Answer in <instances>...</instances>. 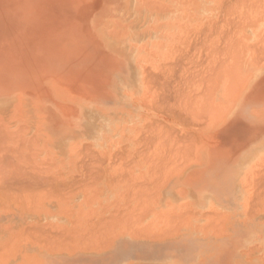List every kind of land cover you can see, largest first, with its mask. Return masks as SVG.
<instances>
[{"label": "rangeland", "instance_id": "1", "mask_svg": "<svg viewBox=\"0 0 264 264\" xmlns=\"http://www.w3.org/2000/svg\"><path fill=\"white\" fill-rule=\"evenodd\" d=\"M155 1H156V4L154 3ZM155 1L153 0V3L155 4V6L159 5L160 7H162L165 5V6H168L167 7L168 9L164 6V8L160 9L161 11L156 10L157 8H160V7L159 6L158 7L156 6L157 8L154 7V4L152 3L151 0H146V2L148 3H144V0H0V118H1L0 124L4 126L3 128H1V130L6 128L5 131L8 130V132L11 133L10 134L7 132L5 134L4 130H2L1 132V134H5L6 136L8 134V136L6 137L5 135H2V136H5V138L3 137L4 139H7L5 140L4 143L6 142L7 143L4 144L2 141L3 143L2 145L0 142L1 144L0 150L4 148L2 146H5V148L3 149L4 155L1 152H0V155L5 156V157L8 155L9 159L6 157L7 159L6 160L5 157L1 156V161L3 158V163L0 161V165L2 163L3 165L6 164V167H8L9 166L8 162L10 163L11 161L12 162L11 164L14 163V161L16 160V157L19 156L17 155L19 151H16L15 149H12V148L13 147L16 148L17 146V149L21 150L19 153L21 156L17 158L18 159L24 158L23 160H25L26 156L27 158L31 156V158L29 159L30 162H28L29 160L27 158L26 160L28 161L26 160L25 161L28 162V164L26 163L24 164L23 160H22L23 164L22 162L16 160L18 161V163L20 162L19 164L14 163L15 165H18V166L16 167L14 166V164L13 165L10 164L9 168L13 170L11 168L12 166H14V169L18 168L19 166L21 167V169L23 167L24 170L26 171L28 170L29 172L27 171L25 173L24 170L22 171L20 168H18L17 170L18 174L24 172L25 174H29L30 176L32 175L35 177V175L31 173H34V174L36 173L37 176L35 178L37 180L39 178H42V180L44 181L42 183L48 182L47 180H50V182L45 184V185H48V187L42 183H41L42 185L39 184L41 187L43 186L45 187V189H43L44 188L43 187L42 188L43 190H41L40 189L41 187L38 186V183L41 182V180L39 179V182L36 185L35 181L37 180L34 179L33 177H30L32 178L30 179L31 181L34 180L32 181L34 184L31 182L34 185L33 188H31L32 190L31 191L29 190L30 187H27L28 185H31L29 183L30 180L28 181L25 178L24 184L26 188H28V192L30 193L28 197L26 196L29 193H27V189L24 188V184H22V186H20L21 184L20 185L18 184L17 186V187L19 186L22 187V189H20V191L23 192L22 194L21 192L18 191L19 189L16 188V186L12 187L11 188L12 190H14L15 192L18 191V193L23 195L22 196L24 197L23 201L17 199L18 196L16 195H20L17 192L15 195L16 198L14 195L12 196V194H14L12 192H7L4 194L6 196L7 194L8 196H10L9 193H11L12 197L11 196L7 197L6 200H5V197L0 196V208L2 207L0 209V251H1L0 252V255H1L0 264L1 263L2 264H17V263L18 264H21V263L22 264L24 263L25 264H35V263L36 264H132V261L130 260H128V262H124L120 260L121 258H125V260H127L126 258L127 255L119 256V257L117 256L116 249L122 247L119 244L121 245L123 244V242L120 243V241L123 238H128L130 234L131 235L133 234V232L134 234H138L139 232H141L139 233V235H141V234H144L143 231H145L146 233L150 231L149 235L151 236V232L152 234L158 233L157 231L161 233V230L163 228L164 229L162 231L164 232V230L167 228L168 230L167 232L169 233L170 231L171 236L166 237L165 234H167V232H165L164 233L165 237L162 235V237L164 238L159 237L156 239L159 240L161 238L160 240L168 241V245H167V249H169L167 250L168 254H173V255L180 254V255H183L185 259H191L194 256L195 257L198 256L199 258H197L196 260L189 261L191 264H264V257H263L264 250L263 251H261L260 249H259L260 251L252 250L251 248L247 247V243H245L248 228L252 226H254V228L259 232V234L257 235L258 236L257 238L260 239L259 241H264V202H263L264 196H262L263 191H264V186H263L264 185V177H263L264 158L260 159L255 164L251 165L250 167L248 166L246 168L245 173L243 174L241 173V175L243 176V180H244L241 183V186L243 188V196L241 197V199L237 197L238 202H236L235 199L232 198V196H234L235 194L232 193L230 186H229L230 180L232 178L238 177V181H239L240 172L237 171L239 165H238V162H236V157L232 156L231 159L222 160V159H217V156L211 159L208 158L207 156V152H208L207 147H209L210 145L219 143L223 140L236 141V139L241 138L242 140L247 141L248 149H249L253 141L261 140L264 138V108H258L256 112L253 111L254 116L248 117L247 119L246 118L243 119V120L248 121L249 123L248 127H245L244 125H234L232 122L235 119L231 117L233 111L236 110L241 104H243L240 102L243 95L245 94L264 95V38H262L264 37V15H263L264 14L263 12L264 11V2H263L264 0L262 1L256 0V2L255 0H253V2L252 0H248V1H245V0H238V1H235V0H185V2H183L184 0H155ZM239 1H240V4H238V6L240 5L239 6L240 8L236 6L237 2L239 3ZM241 1L242 2L245 1L247 2V4L245 3V5H243ZM250 1L252 3L249 5ZM257 1L259 4H257ZM158 2H160V4ZM161 3L163 4L162 6H161ZM253 3H255V5ZM148 4L149 5L151 4L153 8L151 6H148ZM225 4L227 5V8ZM233 4H235L236 7H234ZM231 5L233 6L231 7ZM244 6H245V9L243 8ZM234 8H236L237 10ZM223 9L225 10L224 12H222ZM231 10H233L234 12ZM219 11H221V13H219ZM226 13L231 16H226L227 15ZM244 15L245 17H247L246 24L244 22V20L246 21V19L244 18ZM255 16H260V17L258 19V17H255ZM228 17L229 19L232 18L231 21L227 19ZM220 18L222 19V22ZM225 18L227 19L226 21H225ZM238 18H240V21L238 20ZM213 19L216 20L217 22L214 21ZM209 20L210 21L213 20L211 22L214 25V27L211 24V22L209 23ZM228 20L230 21V23H227ZM204 21H206L207 23L205 22L206 23L205 24ZM249 21L250 22L252 21L251 24L249 23ZM232 24L233 25L235 24V26L233 27ZM200 26H202V28L204 29L206 26V29L204 30L200 28ZM208 26L212 28H216V27L217 28L208 29L207 28ZM216 30H219V31L216 32ZM222 30L224 32H222ZM205 31H206V35L208 33L207 36L204 34ZM211 31H213L214 33ZM220 31L222 33H220ZM209 34H211L213 37ZM183 35L185 37L187 36L188 38L187 37L185 38ZM220 36L223 37V40H222V37ZM225 37H227L228 40L227 38L225 39ZM259 38L261 39L262 43L260 42ZM185 39L187 41L189 40L188 41L189 43ZM198 39H200L201 41H199ZM217 39H218V42H216ZM182 40H184L183 42L185 41L186 42L182 44ZM242 41L244 42L243 44H241ZM190 42H193L195 46H193L192 43L190 44ZM216 43L218 44L216 45ZM221 43L223 44L221 45ZM225 43L226 44L229 43L228 44L229 46L226 45ZM185 44L188 46L189 50L191 48L192 50H196V51L190 50V52L192 51L190 54ZM209 44H210V47H209ZM141 45L144 47H141ZM174 45H177V47ZM196 45H198L199 48ZM219 46L221 47V49L219 48ZM179 47L180 49H178ZM200 47H201V50H200ZM182 48L185 51V53L183 50H181ZM178 50H181V51L179 52ZM207 50L209 53L207 52ZM236 50L239 52L237 53ZM214 51H215V54H213ZM221 51H223L222 52L223 55L221 54ZM150 52L151 53L153 52L152 53L153 55H151ZM180 53H182V55ZM185 54H189L190 57ZM227 55L229 56V58H227L228 57ZM178 56L179 58H177ZM252 56L254 57V59H252ZM260 56H262L263 59H261L262 57ZM224 57H226V59ZM182 58L184 59V61ZM170 60H171L170 64L167 63V61L169 62ZM181 61H183L184 63L183 65ZM222 61H227V62L223 63ZM235 61L238 64H236ZM253 62L255 64H253ZM160 63L164 65L161 64L162 66L160 67L159 65ZM240 63H242V66L240 65ZM177 64L178 66H176ZM193 64L196 69L192 67ZM197 64H199V66ZM218 64H219V67H218ZM239 65L241 66V68L239 67ZM208 67L211 69H209ZM168 68L169 70H165ZM146 69L148 70L149 73L146 72L147 71ZM201 69H203V72H202L203 74H201ZM169 71L171 72L169 73ZM213 71L216 73H214ZM221 71L222 73H220ZM136 72H139V73H136ZM224 72H227V73H224ZM145 73H147V81L149 79L148 82L150 83L144 80L146 76ZM176 73L178 74V77H176L177 76ZM165 74H167L168 76H166ZM186 74H187V77H186ZM192 74L193 75L196 74L197 76L194 75L193 77ZM212 74L214 75L212 76ZM180 75L183 76L181 77V79H180ZM171 76H175L174 79L173 77L171 78ZM160 77H162L163 79L161 78V80H159L158 78ZM167 77L170 79H168ZM189 78H192L193 80ZM172 79H173V82H172L173 84L171 83ZM175 79H178L179 82L178 80L176 81ZM187 79L189 81H186ZM174 80L176 81L175 83H174ZM205 80L207 81V84L209 86L205 83ZM217 80H218V83H217ZM156 82L158 83L157 85L154 84ZM177 82L181 84L179 85ZM209 82L211 85L209 84ZM176 83L179 86L176 85ZM185 83L188 85H185ZM174 84L178 86L179 88L176 87ZM163 85H164V88H163ZM152 86H156V87L152 88ZM184 87L187 89H185ZM172 88L174 90H172ZM189 88H191L190 89L191 91L188 90ZM178 89H181V90H178ZM180 91H183L185 93L180 92ZM144 92L147 93L148 95L146 94L144 96ZM163 92L164 94H162ZM186 92H187V95H186ZM200 95H202V97ZM176 96L180 99H178ZM147 101L149 103H147ZM189 101L194 103L193 104L194 106H192V104H190L191 102ZM210 102H213V103H210ZM158 103L161 104L160 107ZM162 103L164 106L162 105ZM195 103H197L198 105ZM201 103L204 105H202ZM180 104L182 105L181 106L182 109H180ZM247 104H254V103L248 102ZM168 105H169V108L167 107ZM187 105L190 107H188ZM157 106L160 109L157 108ZM183 107L185 108L184 111H183L184 109ZM194 107H197V108L195 109ZM164 108L166 111L164 110ZM172 108H173L172 110L173 112L171 111ZM219 110L221 113L219 112ZM169 111H170V114H169ZM185 111L187 112V115ZM189 111L191 113H189ZM193 111L196 114H194ZM222 111H223V114H222ZM171 112L173 113L172 114L173 116H171ZM198 113L201 114L200 117ZM167 115L170 117H167ZM174 115L177 119L174 117ZM181 115H182L183 120L180 117ZM193 115L195 116V118L193 117ZM188 116L190 117L191 122L188 119ZM151 119H153L154 121ZM179 119L182 121L178 122ZM159 120L160 122H158ZM184 121H185V124H183ZM194 121H197V122H194ZM152 122L153 124H156V126H158L159 128L151 124ZM202 123L203 125L201 126ZM167 124L169 127L167 126ZM147 127H148V130H146ZM164 127H166L165 128L166 130L162 129ZM170 127H173V129L172 128L167 129ZM198 127L200 128L198 129ZM18 129L19 130L22 129L23 132L19 131ZM167 130H170V131H167ZM175 130L177 131V133ZM14 131H18L19 134L16 132L17 133V136H16ZM162 131H163V134L161 133ZM165 131H167L166 134H165ZM167 133H168V136H167ZM174 133L177 135H175ZM19 135H20V138H23V145H24L23 149L24 147L25 149L28 147L26 150H23L22 148H20L22 147V143H20L22 139L19 138ZM161 135L165 137L162 139ZM2 136L0 135L1 138ZM31 136L33 137L34 140L37 139V141L38 140L39 141L37 142L35 140L34 142L33 140L32 142ZM138 136H141V138L140 137L138 138ZM144 136H146L147 138ZM148 136H152L153 139L151 140L152 137L150 138ZM198 138L200 139L198 140ZM28 139H29V142L31 141L32 144L29 142H26L28 141ZM140 140H142V142ZM155 140H156V143H155ZM138 142H141V143L138 144ZM164 142H166L167 144L164 145ZM18 143H20V146L17 145ZM85 145H89L88 147L90 149ZM187 145H188V148H186ZM6 146L8 149H9V146H12V148H10L12 150L10 149L8 150ZM143 146H145L143 149L147 151L146 154H145L146 151L141 149ZM167 147L168 148L170 147L173 153H171V151L168 153V151L171 149L170 148L168 149ZM122 148L124 150L126 149V154H124L123 152L124 150ZM136 148L138 149L140 148V150H137ZM176 148L178 149L176 150ZM135 149L138 153L135 151ZM90 150L91 151L93 150L92 151L93 153L90 152ZM4 151H6V153ZM10 151L11 153H13V155L9 153ZM88 151H89V154H87ZM95 151H96V154L94 153ZM116 151H119V152H117L116 154ZM187 151L189 155L191 154V156L193 157H195V155H192L193 151H194V154H196L197 152L195 159L190 156L192 158L191 159ZM14 152H18V153H14ZM21 152L23 155L21 154ZM79 152H81L83 155ZM181 152H183V154ZM213 152L218 153L219 150H215ZM98 153L100 155H98ZM114 153L116 154V156L114 155ZM136 153L138 155L139 154H142V155L137 156L135 155ZM177 153L178 155L176 157ZM185 153L187 154L186 156L184 155ZM9 154L12 155L13 158ZM164 154L165 156L167 155L166 156L167 159L165 158ZM90 155L92 157H94V155H96L95 157H97L98 155L99 158H101L102 155L105 157L104 163H101L103 162V156H102V159L98 158L99 162L100 160H102L100 162L101 164L100 168L101 170L103 169L102 170L103 173L101 172V170H97L100 172L96 171V167L98 164L92 163V162H96L97 159L95 160V157H94L95 161L93 160V158L91 159L93 160L92 162H90L91 161L90 159H87L88 157L91 158ZM120 155L121 156L124 155V157H122L124 159H122ZM162 155L164 157H162ZM147 156H150V157L148 158ZM159 156L162 157L161 158L162 160L158 158ZM180 156H181V159H180ZM129 157L132 159L131 161L127 160V159H130ZM185 158H187V160L188 159H191V160L187 161ZM80 159L83 162L84 168H83V165ZM86 159L87 161H89L90 166L88 165L87 161H86L87 164L86 162L84 163ZM158 159L160 160V162L161 161L162 162L161 163L158 162L159 161ZM168 159L170 161L169 163H168ZM173 159L175 160V162ZM163 160L167 162H164ZM135 161L137 163H135ZM150 161L153 163H151ZM183 161H187L188 163L183 162ZM122 162L124 165L122 164ZM130 162H132L133 164ZM181 162H183V164H181ZM29 163L30 164L33 163L32 164L33 167L28 168ZM157 163H160L163 166L167 164L166 165L167 167L166 166L162 167L161 165L158 166L159 164ZM176 163H178V166ZM20 164H22L23 166ZM79 164H81L80 167L78 166ZM125 164L126 165L130 164L129 165L130 167L129 166L125 167L126 166ZM155 164H157L158 166L157 169L152 168L155 166ZM76 165L78 166V169ZM91 165H96V166H92L95 169L89 172L91 169ZM139 165L141 167H139ZM181 165H182V168H180ZM34 166L38 171L39 169L42 168L43 169L42 171H44L45 173L41 172V175H38L40 174L41 170L39 171V173H37V170H35ZM37 166H39V168ZM148 166L149 167L151 166L150 169L152 171L148 169ZM26 167L28 169H26ZM131 167L132 169H130ZM85 168L87 170H85ZM98 168L99 167H97V169ZM118 168L121 171L117 170ZM154 168H156V166ZM172 168H175L173 172H172L173 170ZM179 168L181 171L179 170ZM124 169L126 170V172L124 171ZM159 169H161L162 173H160L161 171ZM1 170L3 171V173ZM1 170H0V173L3 175L5 170L3 169ZM32 170H34L35 172ZM106 170L109 172H107ZM149 170L150 172L148 173ZM258 170H259V174H258ZM14 171H13L12 177L16 176V179L12 180L11 178L13 182H11V180L9 179L10 180L9 182H11L10 186L11 185L14 186L13 183L17 185V183L19 182L21 183L23 180L22 175H21L22 180H18L17 175H14L15 173ZM47 171H49L48 173H50V175L46 173ZM86 171L90 174H94V172H97L95 173L96 176L98 174L99 175L102 174V176L101 178L97 176L99 177L98 178L99 181L97 177H95V179H97L96 180L97 182L96 181L93 182L90 178L92 177V175H90L89 178L92 181L91 182L89 179L88 180L85 179V174L87 173ZM127 171H130V173ZM143 171H144V174H143ZM153 171H156L157 175L161 176V178H159L160 176H158L160 180H163L164 173H167L164 176L167 179L169 177L168 175L171 176L168 180L164 178L163 181H164V185L166 184L165 186L162 184L163 181L160 182L159 185L157 184L159 181L158 182L156 181L158 178L155 172L152 175ZM167 171H169V173L172 172L174 175L169 174ZM122 172H124V174H128L126 176H130V174L132 173L130 180H128L129 177H126L125 175H124L125 178H123ZM112 173L113 175H111ZM2 175L0 176V180L1 178H3ZM10 175L8 176L10 177ZM76 175H77V179L79 177L80 179L84 180V184L86 186L85 188H84V184L82 180L74 179V176L76 178ZM136 175L138 176L137 178H136ZM154 175L156 176V180L153 179ZM261 175H262V178H261ZM49 176H51V178ZM114 176L116 177V179H114L115 178ZM140 176L142 178H140ZM27 177L29 176L27 175ZM118 177H121V178H118ZM43 178L44 179L47 178L45 179L46 181ZM106 178L108 179L107 183L109 182L108 183L109 186H107L108 184L106 183ZM131 178H134L135 181H133V179ZM257 178L258 179L260 178V179L258 180ZM92 179L94 180V177H92ZM111 179H113V182L114 181L115 182L113 183ZM120 179L121 180L124 179L125 183L127 182V184H130L132 187L130 185L128 187V185L122 182ZM175 179H180L181 182L183 183L182 184L183 187L181 188L183 196L181 198L180 208L178 210L176 209V212L172 210H168L167 213L157 212L159 211V209H156V208H158L160 205V201H159L160 192L162 191L164 187L169 186ZM75 180H77V182L78 181L80 182L82 181V182L77 183ZM147 180H148V183H147ZM3 181H5L3 182L4 184L0 186H2L1 188H3V192H4V188H6L5 190L8 191L9 189L7 188H10L8 187L9 182L6 183L8 180L7 181L3 180ZM58 181L60 183L62 182V185L65 182L66 183L63 186H61V184L58 185L59 184L57 183ZM69 181L70 182L73 181L72 183L76 182L77 183L76 186L74 183V185H71L72 187H68L70 186V184H72ZM136 181L138 183L137 185H135ZM150 181H152L153 184ZM258 181H260L263 185L261 183L259 184ZM26 183L28 185H26ZM51 183L52 184L54 183V186L52 187V189L54 188L56 189V190L54 189V192H56L54 193V195L52 193L53 190L52 192L49 191L51 190V186H52ZM89 183H91V185ZM5 184H8V185H6L5 187L4 186ZM56 184L61 187H57ZM79 184H82L83 187L80 186ZM191 184L194 186V188H196L194 190V193H197V195H199L198 197H200L202 194H209V195L217 194L218 196H216V198L213 197V199L209 198L210 202L206 197H202L200 198V200L198 197L197 199L191 198L189 197L190 195L189 191H191ZM35 185L36 187L38 186L37 190L34 189ZM123 185H126V186L124 187ZM138 185L139 186L141 185V186L139 187ZM154 185H156L157 187L158 186L160 187L157 188ZM257 186L262 188V192H261V189ZM95 187L97 189L96 191L94 190ZM107 187H109L110 191L112 190L115 192L113 193L114 196L111 200V202H114L113 200H115L114 203L105 202L104 190H106ZM130 187L132 188V190L129 189ZM147 187H148L149 192H147L148 191ZM149 187L150 188L153 187L152 188L153 192L149 189ZM233 187H234V183H233ZM83 188L85 189V191H87L86 195H85L86 192L83 191ZM11 189L9 191H12ZM24 189L26 191H22ZM57 189L60 192L62 191V193L57 194L59 193L57 192L58 191ZM123 189L129 191V194L130 195L132 194V195L131 196L128 195L127 191L122 192L124 191ZM138 189H141L142 191L140 192V190ZM154 190L155 192H158V194L155 193ZM257 190H259L261 194ZM130 191H132L135 195ZM44 192H46L47 198L46 196H44L45 195ZM136 192L138 194H136ZM150 192H151V195L149 194ZM254 192H256V194ZM2 193H0V195H2ZM123 193L124 195L126 194V196H123ZM251 193H253L251 196H254L255 194V199L257 197L258 198L261 197L260 199H262V201L260 199H259L260 201L257 200L258 199L257 198L256 200H252V202H250L249 199L251 200L252 198L250 196ZM35 194H36V197L34 198L29 197V196L33 197ZM41 194H44V195H41ZM61 195H63L64 198ZM154 195H156V199L154 198ZM43 196L45 197V200ZM92 196H95L93 197L94 199L92 198ZM132 196H133V200H131ZM22 197L20 199H22ZM9 198H12V200L16 199L17 202L19 200L20 203L19 202L14 203L13 201L10 202L9 200L11 199ZM137 198H140V199H137ZM145 198L146 200H143ZM41 199L43 200V202ZM56 199H59V200H56ZM128 199H130L131 201ZM147 199L149 202L147 201ZM7 201H9L10 203H8ZM89 201H92V203H90ZM125 201L127 204L124 203ZM128 201H130V204ZM138 201L140 202V204L138 203ZM142 201H144L145 203L147 202V203L144 204V202ZM256 201H259V202L257 203ZM88 202L90 203V205L87 204ZM253 202L255 203V205L253 204ZM6 203H8V205H6ZM33 203H36V204H33ZM209 203L211 205L210 206L211 208H208ZM214 203L220 204L221 206L231 205V207H238V208H236V210H232L233 212H229V213H223V212L218 213L217 212V216H219L217 217L215 213L216 211L212 209L213 205H215ZM35 205L36 207H34ZM197 205H199L200 208L202 209H205V208L207 209L201 211L200 213H196L197 209L195 208L197 207ZM69 206H70L71 211L72 209L74 210L72 214H71L70 209H68ZM105 206H107L108 208L106 209ZM118 206H119V209H118ZM150 206L153 207V209L152 208L150 209ZM252 206L254 210H251ZM25 207L28 209V211L26 210ZM59 208L60 209L64 208L65 211L70 212V216L66 215L68 212L64 213V210L61 209L60 211ZM185 208H188V210L189 209L190 210L188 211ZM24 209L26 211H24ZM34 209L36 211L38 209L37 213ZM90 209H95L96 211L94 213H96L97 215L94 214L93 212L91 214L90 212L92 210ZM115 209H118V210L115 211ZM47 210H49L50 212H47ZM81 210L83 211L81 212ZM119 210L120 211L122 210L120 212V214L122 213L121 215L117 214L118 213L117 211ZM100 211L102 214L100 213ZM183 211L185 212L183 213V216L185 214L184 216L185 218L181 215L182 214L181 212ZM78 212H80L81 214L80 213L78 214ZM86 212L91 215L90 218ZM156 212L158 214V217H157ZM130 213L132 214V216ZM134 213H136L137 216ZM188 213L190 214V216L188 215ZM212 213L215 215H213ZM77 214L78 216L80 215V217H78ZM86 214L88 217L86 216L87 218L85 217V219L89 218L88 220L90 221L92 219L93 222L95 223V226L93 225L94 223L89 222L88 220H84L83 216H85ZM109 214L112 215L113 217L111 216L112 217L111 218ZM171 214H172V219H174L175 222L179 220L177 222L178 225L171 219V217L169 220H172L173 222H171L172 224H170L168 217ZM176 214L177 215L179 214L181 216L178 217L179 215L177 216ZM210 214L213 217L215 216V218L213 217L210 218L211 216ZM139 215L140 217H138ZM164 215L166 216L167 219L164 217ZM173 215H176V217H173ZM201 215H204L205 217ZM106 216H108V218L105 220L106 221L105 223L104 219L106 218ZM123 216L125 218H123ZM134 216H136V218ZM161 216L164 218L162 219ZM220 216L222 217L221 221H219ZM92 217H94V219ZM98 217L101 218V220H103L100 222V224L99 223L96 224V222H99ZM141 217L144 219L142 220ZM109 218L110 220L112 219L114 220L115 223L113 222L112 224L116 225L115 227L112 228L113 225L109 224L113 221V220L109 221L108 220ZM129 218L131 222L129 221ZM160 218L162 221L160 220ZM179 218L183 220L181 221V219ZM79 219L82 221L81 224L83 225V227H85L87 230L85 228H82L84 229V231L81 229ZM126 219L129 223H132V224H128V222H126ZM212 219L215 220L214 221L215 223H213L211 226V223L209 222L212 221ZM217 219L219 220L217 221ZM70 220L75 221V223L74 222L73 223L76 227L72 224V221ZM222 220L224 222H222ZM107 221H109V223ZM216 221L218 222V224L220 223V225H218L219 229H217L218 227L216 228L217 226ZM137 222L138 223L140 222V224L138 225ZM147 222L148 224L145 225ZM44 223L46 226H44ZM86 223H89L88 227H91V228H92V225L94 227L98 226L99 228H95L94 230L96 231V229H98L97 232L99 231L98 232L99 234L95 235V232L93 230L94 227L92 228L93 230L92 231L91 228L87 227ZM29 224L32 225L30 228L34 227L33 225H36L34 227L35 229L34 228L29 229L28 228ZM41 224H43V227H46L47 229L51 227V229H53L52 230L53 234L51 232L48 233L47 231L49 230H47L46 228H43L42 226L37 227V225H41ZM52 224H54V226ZM55 224H57L56 226L59 225L61 228L59 227L56 228ZM214 224H216V226ZM168 225H170V227H172L171 225H173V227L170 228L168 227ZM62 226H65L66 229L68 228V230H66L65 227H64V230H62L63 229ZM107 226H110V227L106 228ZM129 226H130V229L128 228ZM174 226H175V229H174ZM208 226L209 227L211 226L212 228H209ZM24 227L29 229V231H27V229L26 231H24L25 230ZM39 227L43 228L41 229L43 230V234L47 230L46 232L48 235H50V237L48 238L46 233H45V236L40 234V232L42 233V231L38 229ZM103 227L106 228V231H105V228L104 230H102ZM133 227L134 229L136 228L135 229L136 232L133 231L134 230ZM138 227L139 228L141 227L140 228L141 230H139ZM110 228L114 229L115 231L111 230ZM168 228H170L172 231ZM33 229H34V232H33ZM36 229H38V232L40 231L39 234L40 236H43V238L44 237L46 238L47 236L49 243L51 239L52 240L55 239L54 238L56 237L54 236L55 234H57V237H58V234L62 232L59 234V237L63 234L62 240L59 238L58 241L59 243L61 241H63L64 243L61 242L60 244H56L57 243V237H56V239L54 240L56 241L55 243L56 246H54L55 244L52 245V244L47 243L46 240H45V243L38 244L40 240L42 241V237L38 238V235H37L38 232L36 231ZM44 229L46 230L44 231ZM79 229L81 230L80 232H78ZM110 230L111 232H113V234L114 232H116V230H119L120 233L116 232V235L118 236H116L115 234L113 235L111 233L112 236L110 235L111 236L110 239H107V240L112 241V238L115 237L114 241H112L113 243H111L110 241L109 243L106 240L109 243L108 244L104 240L105 241L104 243L106 244L103 243V247L101 246L102 247L101 248L100 247L101 243L98 244V241L101 242L103 241V239L97 240L96 239L97 237L95 238L93 237V235L95 236L99 235V237L101 236L102 238L104 237V239H106V237L109 238V236L108 235L102 236V235L104 233H105L104 235H106L107 232H109ZM173 230L176 231L177 233L178 232L180 233L182 232V233L173 235L174 233L176 234V232H174ZM186 230L188 232H186ZM67 231H71L72 234L71 232H67ZM82 231L86 233V235L88 236L90 234L89 231H92L90 236L92 235L91 238L93 237V239L90 240V237H89V239L87 240L88 236L86 237V235H84ZM160 233H159V236L161 235ZM203 233L204 234L208 233V234L204 236ZM26 234H29L31 238L29 236H26ZM67 234H69L72 237L74 236L73 239L75 238V240L72 239L73 241L71 242V239L68 238L70 236H68ZM36 235L37 237H35ZM146 235L148 236V233L145 234V238H147ZM64 236H67V238L69 239L67 240L70 241V242L66 241V244L71 245L69 243H72L73 245H71V247L73 246L75 248H72L71 250L70 246H69L70 247L69 249L68 246L65 245L66 237ZM33 237L34 239L32 240ZM36 239L38 240V242L36 241L34 242V240ZM82 240L84 242H82ZM89 240L91 241V243L96 242L95 245L98 244L97 246H99L100 250L99 251L97 249L95 250V248L92 247V244L89 242ZM30 241L32 242V244ZM54 241H51V243H53ZM46 243H47V246L45 247ZM85 243L87 245H85ZM42 245H44V248ZM60 245L61 247H59ZM64 245H65V248L62 247ZM89 245L92 247V249H89L86 247ZM255 245L256 247L261 248L258 242ZM49 246L52 248L54 247L53 248L54 250H51L52 252L50 250H49L50 252H47V250L50 249ZM83 246L85 248H83ZM55 247H58V248L56 249ZM81 247L83 248V250ZM67 251L68 252L74 251V253H71V252L68 253ZM32 254L34 255L31 256ZM22 255L24 257L25 256H28V257L23 258ZM36 260H38V263Z\"/></svg>", "mask_w": 264, "mask_h": 264}, {"label": "bare ground", "instance_id": "2", "mask_svg": "<svg viewBox=\"0 0 264 264\" xmlns=\"http://www.w3.org/2000/svg\"><path fill=\"white\" fill-rule=\"evenodd\" d=\"M151 1H152V3H153V0H151ZM154 1H155V0H154ZM235 1H238V0H235ZM245 1H248V0H245ZM245 1H244V2L241 1V2L243 3V5H245V3L247 4V2H245ZM261 1H262V0H261ZM261 1H260V2H261ZM183 2H185V0H184ZM187 2H188V1H187ZM194 2H195V1H194ZM220 2H222V1H220ZM252 2H253V0H252ZM252 2L250 1L249 5H250ZM255 2H256V0H255ZM263 2H264V1H263ZM144 3H148V2H146V0H144ZM152 3H151V4H152ZM154 3L156 4V1H155ZM154 3H153V4H154ZM158 3L160 4V2H158ZM158 3H157V4H158ZM224 3H225V1H224ZM231 3H233V2H231ZM151 4H150V5L148 4V6H151ZM153 4H152V5H153ZM155 4H154V7H156V6L158 7V6H159V5H156V6H155ZM226 4H227V3H226ZM226 4H225V5H226ZM238 4H240V1H239V3L237 2V5H236V6H238ZM253 4L255 5V3H253ZM257 4H259L258 1H257ZM257 4H256V5H257ZM260 4H262V3H260ZM145 5H146V4H145ZM162 5H163V4L161 3V6H162ZM221 5H222V4H221ZM221 5H220V6H221ZM229 5H230V4H229ZM233 5H234V7H236L235 4H233ZM233 5H231V7H232ZM249 5H248V6H249ZM164 6H165V5H164ZM164 6H162V7L159 6L160 8H157V7H156V8H157L156 10L161 11L160 9H161V8H164ZM223 6H224V5H223ZM239 6H240V5H239ZM239 6H238V7H239ZM248 6H246V7H248ZM252 6H253V5H252ZM151 7H152V6H151ZM165 7L167 8L168 6H165ZM238 7H237V8H238ZM254 7H255V6H254ZM152 8H153V7H152ZM222 8H223V7H222ZM226 8H227V5H226ZM226 8H225V10H226ZM228 8H229V7H228ZM239 8H240V7H239ZM243 8L245 9V6H244ZM167 9H168V8H167ZM167 9H166V10H167ZM191 9H192V8H191ZM234 9H236V8H234ZM257 9H258V7H257ZM261 9H262V8H261ZM170 10H171V9H170ZM225 10L223 9V11H222V10H221V11L224 12ZM236 10H237V9H236ZM236 10H235V11H236ZM253 10H254V8H253ZM163 11H164V9H163ZM167 11H168V10H167ZM221 11H219V13H221ZM231 11H233V10H231ZM261 11H262V10H261ZM226 12H227V10H226ZM233 12H234V11H233ZM233 12H232V13H233ZM236 12H237V11H236ZM247 12H248V11H247ZM257 12H258V10H257ZM263 12H264V11H263ZM263 12H262V13H263ZM140 13H141V12H140ZM229 13H230V12H229ZM241 13H242V12H241ZM226 14H227V13H226ZM226 14H225V15H226ZM234 14H235V13H234ZM237 14H239V13H237ZM246 14H248V13H246ZM263 15H264V14H263ZM157 16H158V15H157ZM226 16H231V15H228V14H227ZM221 17H222V16H221ZM237 17H238V16H237ZM240 17H241V16H240ZM242 17H243V16H242ZM248 17H249V15H248ZM250 17H251V16H250ZM255 17H258V19H259L260 16H255ZM244 18L246 19V21L244 20V22H245V24H246V23H247V17H245V15H244ZM218 19H219V18H218ZM220 19H221V18H220ZM227 19H229V17H228ZM227 19L225 18V21H226ZM231 19H232V18H230L229 20L231 21ZM254 19H255V18H254ZM213 20H214V19H213ZM213 20H211V21H213ZM229 20L227 21V23H230ZM234 20H235V18H234ZM238 20L240 21V18H238ZM238 20H237V21H238ZM242 20H243V19H242ZM251 20H252V18H251ZM256 20H257V19H256ZM260 20H261V19H260ZM211 21L209 20V23H210ZM214 21H216V20H214ZM205 22H206V21H204V23H205ZM216 22H217V21H216ZM221 22H222V19H221ZM235 22H236V21H235ZM251 22H252V21H251ZM251 22L249 21L250 24H251ZM254 22H255V21H254ZM118 23H119V22H118ZM206 23H207V22H206ZM206 23H205V24H206ZM227 23H226V24H227ZM232 23H233V22H232ZM242 23H243V22H242ZM249 23H248V24H249ZM211 24H212V22H211ZM124 25H126V24H124ZM195 25H196V24H195ZM212 25H213V24H212ZM215 25H216V23H215ZM217 25H218V23H217ZM232 25H233V24H232ZM202 26H203V25H202ZM202 26H200V28H202ZM223 26H224V25H223ZM223 26H222V27H223ZM227 26H228V25H227ZM234 26H235V24L233 25V27H234ZM240 26H241V25H240ZM246 26H247V25H246ZM254 26H255V25H254ZM121 27H122V26H121ZM152 27H153V26H152ZM213 27H214V25H213ZM244 27H245V26H244ZM200 28H199V29H200ZM207 28L209 29V28H212V27H209V26H208ZM216 28H217V27H216ZM216 28H212V29H216ZM219 28H220V27H219ZM236 28H237V27H236ZM202 29H204V28H202ZM205 29H206V26H205ZM205 29H204V30H205ZM229 29H230V28H229ZM239 29H240V27H239ZM191 30H192V29H191ZM194 30H195V29H194ZM196 30H197V28H196ZM219 30H220V29H219ZM219 30H216V32H218ZM230 30H231V29H230ZM200 31H201V30H200ZM213 31H215V30H213ZM213 31H211V32H213ZM118 32H119V31H118ZM145 32H146V31H145ZM147 32H148V31H147ZM189 32H190V30H189ZM207 32H208V30H207ZM222 32H224V31L222 30ZM222 32L220 31V33H222ZM225 32H227V31H225ZM114 33H115V32H114ZM194 33H195V32H194ZM213 33H214V32H213ZM213 33H212V35H213ZM236 33H237V32H236ZM115 34H116V33H115ZM119 34H120V33H119ZM192 34H193V32H192ZM204 34L206 35V31H205ZM243 34H244V33H243ZM189 35H190V34H189ZM189 35H188V36H189ZM205 35H204V36H205ZM207 35H208V33H207ZM207 35H206V36H207ZM209 35H211V34H209ZM212 35H211V36H212ZM214 35H216V34H214ZM224 35H225V34H224ZM229 35H230V34H229ZM233 35H234V33H233ZM183 36H184V35H183ZM230 36H231V35H230ZM245 36H246V35H245ZM256 36H257V35H256ZM259 36H260V35H259ZM259 36H258V37H259ZM184 37H185V36H184ZM186 37H187V36H186ZM186 37H185V38H186ZM197 37H198V36H197ZM199 37H200V36H199ZM208 37H209V36H208ZM208 37H207V38H208ZM212 37H213V36H212ZM220 37H222V36H220ZM220 37H218V38H220ZM227 37H228V35H227ZM227 37H225V39H226ZM239 37H240V36H239ZM175 38H176V37H175ZM187 38H188V37H187ZM190 38H191V37H190ZM214 38H215V36H214ZM236 38H237V37H236ZM246 38H247V37H246ZM262 38H264V37H262ZM176 39H177V38H176ZM180 39H181V37H180ZM191 39H192V38H191ZM195 39H197V38H195ZM209 39H210V38H209ZM212 39H213V38H212ZM230 39H231V37H230ZM259 39H260V38H259ZM185 40H186V39H185ZM192 40H193V39H192ZM198 40L201 41L200 39H198ZM222 40H223V37H222ZM227 40H228V38H227ZM240 40H241V38H240ZM183 41H184V40H182V44H184L187 40H186L185 42H183ZM188 41H189V40H188ZM188 41H187V42H188ZM199 41H198V42H199ZM236 41H237V40H236ZM236 41H235V43H236ZM258 41H259V40H258ZM180 42H181V40H180ZM204 42H205V41H204ZM208 42H209V41H208ZM216 42H218V39H217ZM221 42H222V41H221ZM227 42H228V41H227ZM230 42H231V41H230ZM233 42H234V41H233ZM238 42H239V41H238ZM260 42H261V39H260ZM188 43H189V42H188ZM191 43H192L193 46H195V45L193 44V42H190V44H191ZM200 43H201V42H200ZM200 43H199V44H200ZM205 43H206V42H205ZM223 43H224V41H223ZM223 43H221V45H222ZM243 43H244V42L242 41L241 44H243ZM261 43H262V42H261ZM135 44H136V43H135ZM212 44H213V43H212ZM214 44H215V43H214ZM217 44H218V43H216V45H217ZM225 44H226V43H225ZM228 44H229V43H228ZM228 44H226V45H228ZM245 44H246V43H245ZM257 44H258V42H257ZM216 45H215V47H216ZM236 45H237V44H236ZM174 46L177 47V45H174ZM174 46H173V47H174ZM178 46H179V45H178ZM185 46H187V45L185 44ZM196 46L198 47V45H196ZM200 46H201V45H200ZM207 46H208V45H207ZM228 46H229V45H228ZM141 47H144V46L141 45ZM176 47H175V48H176ZM190 47H191V46H190ZM209 47H210V44H209ZM233 47H234V46H233ZM235 47H236V46H235ZM248 47H249V46H248ZM187 48H188V46H187ZM192 48H193V47H192ZM198 48H199V47H198ZM213 48H214V47H213ZM213 48H212V49H213ZM219 48L221 49L220 46H219ZM249 48H250V47H249ZM178 49H180V47H179ZM184 49H186V48H184ZM203 49H205V48H203ZM206 49H207V48H206ZM214 49H215V48H214ZM220 49H219V50H220ZM181 50H183V48H182ZM181 50H178V51L180 52ZM190 50H192V49L190 48ZM190 50H189V48H188V52H189L190 54H191L192 51H196V50H192V51L190 52ZM200 50H201V47H200ZM215 50H216V49H215ZM152 51H153V50H152ZM183 51H184V50H183ZM186 51H187V50H186ZM210 51H212V50H210ZM232 51H233V50H232ZM236 51H237V50H236ZM250 51H251V50H250ZM204 52H205V51H204ZM207 52H208V50H207ZM222 52H223V51H221V54H222ZM230 52H231V51H230ZM238 52H239V51H237V53H238ZM150 53H151V52H150ZM152 53H153V52H152ZM152 53H151V55H153ZM184 53H185V51H184ZM184 53H183V55H184ZM196 53H197V52H196ZM196 53H195V55H196ZM201 53H202V52H201ZM201 53H200V54H201ZM208 53H209V52H208ZM243 53H244V52H243ZM180 54L182 55V53H180ZM180 54H179V55H180ZM193 54H194V53H193ZM213 54H215V51H214ZM216 54H217V52H216ZM230 54H231V53H230ZM185 55H187V56L190 57L189 54H185ZM218 55H219V53H218ZM222 55H223V54H222ZM224 55H225V53H224ZM232 55H233V54H232ZM243 55H244V54H243ZM176 56H177V55H176ZM176 56H175V57H176ZM220 56H221V55H220ZM227 56H228V55H227ZM257 56H258V55H257ZM181 57H182V56H181ZM181 57H180V58H181ZM193 57H194V56H193ZM201 57H202V56H201ZM213 57H214V56H213ZM218 57H219V56H218ZM218 57H217V58H218ZM255 57H256V56H255ZM260 57H262V56H260ZM177 58H179V56H178ZM183 58H184V56H183ZM183 58H182V59H183ZM196 58H197V57H196ZM198 58H200V57H198ZM214 58H215V57H214ZM217 58H216V59H217ZM224 58L226 59V57H224ZM227 58H229V56H228ZM239 58H240V56H239ZM239 58H238V60H239ZM241 58H243V57H241ZM170 59H171V57H170ZM220 59H221V58H220ZM231 59H232V58H231ZM252 59H254L253 56H252ZM258 59H259V58H258ZM261 59H263V57H262ZM180 60H181V59H180ZM256 60H257V59H256ZM259 60H260V59H259ZM183 61H184V59H183ZM183 61H181V62H182V65L184 64ZM186 61H187V60H186ZM204 61H205V60H204ZM227 61H228V60H227ZM227 61H222V62L224 63V62H227ZM241 61H242V60H241ZM251 61H252V60H251ZM170 62H171V60H170L169 62L167 61V63H169V64H170ZM208 62H209V61H208ZM212 62H213V61H212ZM215 62H216V61H215ZM215 62H214V63H215ZM219 62H220V61H219ZM235 62H236V61H235ZM238 62H239V61H238ZM242 62H243V61H242ZM254 62H255V61H254ZM254 62H253V64H255ZM175 63H176V62H175ZM188 63H189V61H188ZM188 63H187V65H188ZM194 63H195V62H194ZM197 63H198V62H197ZM201 63H202V62H201ZM203 63H204V62H203ZM214 63H213V65H214ZM217 63H218V62H217ZM228 63H229V62H228ZM228 63H227V64H228ZM258 63H259V61H258ZM161 64H162V63L159 64L160 67H161L162 65H164V64H162V65H161ZM165 64H166V63H165ZM171 64H172V63H171ZM236 64H238V63L236 62ZM256 64H257V63H256ZM166 65H167V64H166ZM189 65H190V64H189ZM197 65L199 66V64H197ZM240 65L242 66V63H240ZM240 65H239V67L241 68ZM176 66H178V64H177ZM205 66H206V65H205ZM216 66H217V65H216ZM168 67H169V66H168ZM170 67H171V66H170ZM179 67H180V66H179ZM192 67H194V64H193ZM213 67H214V66H213ZM218 67H219V64H218ZM147 68H148V67H147ZM185 68H186V67H185ZM189 68H190V67H189ZM194 68H195V67H194ZM208 68H209V67H208ZM131 69H133V68H131ZM170 69H171V68H170ZM172 69H173V68H172ZM175 69H176V68H175ZM187 69H188V68H187ZM195 69H196V68H195ZM209 69H211V68H209ZM218 69H219V68H218ZM224 69H225V68H224ZM146 70H147V69H146ZM146 70H144V71H146ZM163 70H164V69H163ZM165 70H169V68H168V69H165ZM173 70H174V69H173ZM197 70H198V69H197ZM213 70H214V68H213ZM228 70H229V69H228ZM228 70H227V71H228ZM174 71H175V70H174ZM174 71H172V72H174ZM177 71H178V70H177ZM184 71H185V70H184ZM198 71H199V70H198ZM215 71H216V70H215ZM219 71H220V70H219ZM146 72H148V70H147ZM151 72H152V71H151ZM159 72H160V71H159ZM170 72H171V71H169V73H170ZM195 72H196V71H195ZM202 72H203V69H201V74H203ZM206 72H207V71H206ZM213 72H214V71H213ZM213 72H212V73H213ZM229 72H230V71H229ZM236 72H237V70H236ZM136 73H139V72H136ZM148 73H149V72H148ZM162 73H163V71H162ZM164 73H166V72H164ZM182 73H183V72H182ZM185 73H186V72H185ZM193 73H194V71H193ZM209 73H211V72H209ZM214 73H216V72H214ZM220 73H222V71H221ZM224 73H227V72H224ZM133 74H134V73H133ZM145 74H146V76L144 75V76H145V79H144V80L147 81V73H145ZM171 74H172V73H171ZM171 74H170V75H171ZM176 74H177V73H176ZM187 74H188V73H187ZM187 74H186V77H187ZM199 74H200V73H199ZM205 74H206V73H205ZM231 74H232V73H231ZM165 75L168 76L167 74H165ZM192 75H193V74H192ZM194 75H196V74H194ZM194 75H193V77H194ZM207 75H208V73H207ZM213 75H214V74H212V76H213ZM234 75H235V74H234ZM196 76H197V75H196ZM136 77H137V76H136ZM156 77H158V76H156ZM169 77H170V76H169ZM172 77H173V79H174L175 76H171V78H172ZM176 77H178V74H177ZM181 77H183V76L180 75V79H181ZM184 77H185V76H184ZM210 77H211V76H210ZM225 77H227V76H225ZM161 78H162V77H160V78H158V79L161 80ZM167 78H168V77H167ZM207 78H208V77H207ZM215 78H216V77H215ZM232 78H233V77H232ZM244 78H245V77H244ZM133 79H134V78H133ZM162 79H163V78H162ZM168 79H170V78H168ZM173 79H172V81H171V80H169V81H171V83H172V82H173ZM189 79H192V78H189ZM197 79H198V78H197ZM205 79H206V78H205ZM228 79H229V78H228ZM234 79H235V78H234ZM159 80H158V81H159ZM175 80L177 81L178 79H175ZM175 80H174V83L176 82ZM192 80H193V79H192ZM194 80H195V79H194ZM237 80H239V79H237ZM237 80H236V81H237ZM148 81H149V79H148ZM148 81H147V82H148ZM156 81H157V80H156ZM163 81H164V80H163ZM183 81H184V80H183ZM186 81H189V80L187 79ZM178 82H179V80H178ZM178 82H177V83H178ZM180 82H181V80H180ZM184 82H185V81H184ZM184 82H183V83H184ZM190 82H192V81H190ZM200 82H201V81H200ZM200 82H198V83H200ZM234 82H235V81H234ZM144 83H145V82H144ZM148 83H150V82H148ZM171 83H170V84H171ZM177 83H176V85L179 84V83H178V84H177ZM187 83H188V82H187ZM205 83L207 84V81H206V80H205ZM212 83H214V82H212ZM217 83H218V80H217ZM236 83H237V82H236ZM152 84H153V83H152ZM152 84H151V85H152ZM154 84L157 85L158 83L156 82V83H154ZM172 84H173V83H172ZM180 84H181V83H180ZM180 84H179V85H180ZM209 84H210V82H209ZM233 84H234V83H233ZM174 85H175V84H174ZM176 85H175V86H176ZM179 85H178V86H179ZM183 85H184V84H183ZM183 85H182V86H183ZM185 85H188V84L185 83ZM190 85H191V83H190ZM190 85H189V86H190ZM207 85H208V84H207ZM210 85H211V84H210ZM213 85H214V84H213ZM160 86H161V85H160ZM178 86H176V87H178ZM199 86H200V85H199ZM208 86H209V85H208ZM226 86H227V85H226ZM231 86H232V85H231ZM149 87H151V86H149ZM153 87H156V86H152V88H153ZM158 87H159V85H158ZM158 87H157V89H158ZM163 88H164V85H163ZM170 88H171V87H170ZM173 88H174V87H173ZM173 88H172V90H174ZM178 88H179V87H178ZM184 88H185V87H184ZM207 88H209V87H207ZM216 88H217V87H216ZM225 88H226V87H225ZM228 88H229V87H228ZM239 88H240V87H239ZM155 89H156V88H155ZM185 89H187V88H185ZM185 89H184V90H185ZM190 89H191V88H189L188 90H190ZM234 89H235V88H234ZM166 90H167V89H166ZM166 90H165V91H166ZM168 90H169V89H168ZM178 90H181V89H178ZM161 91H162V89H161ZM175 91H176V90H175ZM185 91H186V90H185ZM190 91H191V90H190ZM193 91H194V90H193ZM173 92H174V91H173ZM180 92H183V91H180ZM180 92H179V93H180ZM194 92H195V91H194ZM160 93H161V92H160ZM175 93H177V92H175ZM179 93H178V94H179ZM183 93H185V92H183ZM197 93H198V92H197ZM206 93H207V92H206ZM146 94H147V93L144 92V96H145ZM162 94H164V92H163ZM165 94H166V93H165ZM189 94H190V93H189ZM189 94H188V95H189ZM199 94H200V93H199ZM142 95H143V94H142ZM147 95H148V94H147ZM186 95H187V92H186ZM195 95H196V94H195ZM156 96H157V95H156ZM173 96H174V95H173ZM183 96H184V95H183ZM200 96L202 97V95H200ZM204 96H205V95H204ZM210 96H211V95H210ZM228 96H229V95H228ZM176 97H177V96H176ZM145 98H146V97H145ZM177 98H178V97H177ZM183 98H184V97H183ZM211 98H212V97H211ZM157 99H158V98H157ZM178 99H180V98H178ZM206 99H207V98H206ZM233 99H234V98H233ZM142 100H143V99H142ZM158 100H159V99H158ZM181 100H182V98H181ZM210 100H211V99H210ZM191 101H192V100H191ZM191 101H189V102H191ZM211 101H212V100H211ZM144 102H146V101H144ZM156 102H157V101H156ZM158 102H159V101H158ZM183 102H184V101H183ZM186 102H187V100H186ZM194 102H195V101H194ZM197 102H198V101H197ZM199 102H200V101H199ZM204 102H205V101H204ZM147 103H149V102L147 101ZM164 103H165V102H164ZM210 103H213V102H210ZM143 104H144V103H143ZM158 104H159V107H160L161 104H160V103H158ZM188 104H189V103H188ZM190 104H192V106H194V105H193L194 103L191 102ZM195 104H197V103H195ZM201 104H202V103H201ZM201 104H200V106H201ZM162 105H163V103H162ZM165 105H166V104H165ZM170 105H171V104H170ZM174 105H175V104H174ZM176 105H177V104H176ZM184 105H185V104H184ZM197 105H198V104H197ZM202 105H204V104H202ZM163 106H164V105H163ZM178 106H179V105H178ZM178 106H177V107H178ZM181 106H182V105L180 104V109H182ZM187 106H188V105H187ZM214 106H215V105H214ZM159 107L157 106V108H159ZM165 107H166V106H165ZM167 107L169 108V105H168ZM177 107H176V109H177ZM188 107H190V106H188ZM216 107H217V106H216ZM225 107H226V106H225ZM162 108H163V107H162ZM173 108H174V107H173ZM173 108L171 109V111L173 110ZM183 108H184V107H183ZM194 108L196 109L197 107H194ZM202 108H203V106H202ZM159 109H160V108H159ZM166 109H167V108H166ZM174 109H175V108H174ZM192 109H193V107H192ZM192 109H191V111H192ZM218 109H219V108H218ZM218 109H216V110H218ZM164 110H165V108H164ZM164 110H163V111H164ZM168 110H169V109H168ZM168 110H167V111H168ZM184 110H185V108L183 109V111H184ZM189 110H190V109H189ZM204 110H205V109H204ZM160 111H162V110H160ZM165 111H166V110H165ZM187 111H188V109H187ZM200 111H201V110H200ZM207 111H208V110H207ZM158 112H159V111H158ZM172 112H173V111H172ZM172 112H171V116H173V115H172V114H173ZM177 112H178V111H177ZM185 112H186V111H185ZM193 112H194V111H193ZM219 112H220V110H219ZM164 113H165V112H164ZM164 113H163V114H164ZM167 113H168V112H167ZM189 113H191V112L189 111ZM207 113H208V112H207ZM220 113H221V112H220ZM169 114H170V111H169ZM169 114H168V115H169ZM183 114H184V113H183ZM194 114H196V113L194 112ZM198 114H199V113H198ZM202 114H203V113H202ZM215 114H216V113H215ZM222 114H223V111H222ZM168 115H167V117H170V116H168ZM177 115H178V114H177ZM179 115H180V114H179ZM186 115H187V112H186ZM200 115H201V114H199V117H200ZM206 115H207V114H206ZM1 116H2V115H1ZM190 116H191V115H190ZM216 116H217V115H216ZM174 117H175V115H174ZM174 117H173V118H174ZM177 117H178V116H177ZM180 117H181V119H182V115H181ZM180 117H179V118H180ZM193 117L195 118L194 115H193ZM203 117H204V116H203ZM175 118H176V117H175ZM175 118H174V119H175ZM183 118H184V117H183ZM194 118H193V119H194ZM197 118H198V116H197ZM208 118H209V117H208ZM0 119H1V118H0ZM174 119H173V120H174ZM176 119H177V118H176ZM186 119H187V118H186ZM186 119H185V120H186ZM188 119H189L190 122H191V119H190L189 116H188ZM204 119H205V118H204ZM212 119H213V118H212ZM216 119H217V117H216ZM9 120H10V119H9ZM151 120H153V119H151ZM182 120H183V119H182ZM182 120L179 119L178 122H180V121H182ZM214 120H215V119H214ZM153 121H154V120H153ZM175 121H176V120H175ZM200 121H201V120H200ZM204 121H205V120H204ZM158 122H160V120H159ZM190 122H189V123H190ZM192 122H193V121H192ZM194 122H197V121H194ZM0 123H1V120H0ZM10 123H11V122H10ZM87 123H88V122H87ZM154 123H156V122H154ZM200 123H201V122H200ZM204 123H205V122H204ZM90 124H91V123H90ZM151 124H153V122H152ZM161 124H162V122H161ZM183 124H185V121H184ZM0 125H2V124H0ZM144 125H146V124H144ZM153 125H155V127H158V126H156V124H153ZM153 125H152V126H153ZM158 125H159V124H158ZM186 125H187V124H186ZM190 125H191V124H190ZM190 125H189V126H190ZM202 125H203V123L201 124V126H202ZM149 126H151V125H149ZM167 126H168V124H167ZM167 126H166V127H167ZM197 126H198V125H197ZM197 126H196V127H197ZM199 126H200V124H199ZM3 127H4L3 125L0 126V135H1V136H2V135H5V134L8 132V130L5 131V130H6V128H5V129H2V130L5 131V132L3 131L5 134H1V132H2L1 128H3ZM20 127H21V126H20ZM25 127H26V126H25ZM98 127H99V126H98ZM160 127H161V126H160ZM166 127L162 128V129H165ZM168 127H169V126H168ZM91 128H92V127H91ZM158 128H159V127H158ZM171 128L173 129V127H170V128H167V129H171ZM199 128H200V127H198V129H199ZM8 129H9V128H8ZM22 129H23V128H22ZM22 129H21V130L18 129V130L21 131V132H23ZM150 129H151V128H150ZM150 129H149V131H150ZM156 129H157V128H156ZM146 130H148V127H147ZM165 130H166V129H165ZM194 130H195V129H194ZM156 131H157V130H156ZM160 131H161V130H160ZM160 131H159V133H160ZM167 131H170V130H167ZM167 131H165V134H166ZM171 131H172V130H171ZM175 131H176V130H175ZM14 132H15L16 136H17V133L19 134L18 131H14ZM16 132H17V133H16ZM137 132H138V131H137ZM151 132H152V131H151ZM172 132H173V131H172ZM172 132H171V133H172ZM8 133H10V132H8ZM157 133H158V132H157ZM161 133L163 134V131H162ZM171 133H170V134H171ZM176 133H177V131H176ZM198 133H199V132H198ZM10 134H11V133H10ZM140 134H141V133H140ZM150 134H151V133H150ZM165 134H164V135H165ZM174 134H175V133H174ZM174 134H173V135H174ZM20 135H21V134H20ZM20 135H19V138H20ZM33 135H34V134H33ZM102 135H103V134H102ZM141 135H142V134H141ZM147 135H148V134H147ZM175 135H177V134H175ZM181 135H182V134H181ZM5 136H6V135H5ZM5 136H2V138H3V137L5 138ZM7 136H8V134H7ZM7 136H6V137H7ZM34 136H35V135H34ZM167 136H168V133H167ZM179 136H180V135H179ZM189 136H190V135H189ZM28 137H29V136H28ZM31 137H32V136H31ZM139 137L141 138V136H138V138H139ZM144 137H146V136H144ZM148 137L151 138L152 136H148ZM155 137H156V136H155ZM164 137H165V136H164ZM164 137L161 135V138H162V139H163ZM176 137H177V136H176ZM176 137H175V138H176ZM186 137H187V136H186ZM193 137H194V136H193ZM195 137H196V136H195ZM2 138L0 137V139H2ZM4 138H3V139H4ZM29 138H30V137H29ZM34 138H35V137H34ZM146 138H147V137H146ZM150 138H148V139H150ZM168 138H169V137H168ZM3 139L0 140V142H1L2 145H3V143L5 142V140H7V139H4V140H3ZM8 139H9V138H8ZM20 139H22V141H20ZM20 139H19V141H20V143H22V147H20V148L23 149V146H24V145H23V138H20ZM30 139H31V138H30ZM91 139H92V138H91ZM152 139H153V137L151 138V140H152ZM158 139H159V138H158ZM165 139H167V138H165ZM190 139H191V138H190ZM199 139H200V138H198V140H199ZM207 139H208V138H207ZM33 140H34V139H33V137H32V142H33ZM35 140L37 141V139H35ZM35 140H34V142H35ZM98 140H99V139H98ZM171 140H172V139H171ZM179 140H180V139H179ZM2 141H3V143H2ZM38 141H39V140H38ZM38 141H37V142H38ZM95 141H96V140H95ZM140 141L142 142V140H140ZM148 141H149V140H148ZM153 141H154V140H153ZM153 141H152V143H153ZM196 141H197V139H196ZM24 142H25V141H24ZM26 142H29V139H28V141H26ZM141 142H138V144L141 143ZM149 142H150V141H149ZM162 142H163V140H162ZM166 142H168V141H166ZM166 142H164V145L167 144ZM191 142H192V141H191ZM198 142H199V141H198ZM6 143H7V142H6ZM6 143H4V144H6ZM20 143H18L17 145L20 146ZM29 143H31V141H30ZM29 143H28V145H29ZM136 143H137V142H136ZM155 143H156V140H155ZM155 143H154V144H155ZM184 143H185V142H184ZM184 143H183V144H184ZM199 143H200V142H199ZM199 143H198V144H199ZM201 143H202V141H201ZM1 144H0V147H1ZM31 144H32V143H31ZM154 144H153V146H154ZM159 144H160V143H159ZM162 144H163V143H162ZM7 145H8V144H7ZM28 145H27V146H28ZM97 145H98V144H97ZM173 145H174V144H173ZM31 146H32V145H31ZM31 146H30V147H31ZM85 146L88 147L89 145H85ZM85 146H84V147H85ZM167 146H168V145H167ZM2 147L5 148V146H2ZM94 147H95V146H94ZM144 147H145V146H143L141 149H142V150H145V149H143ZM147 147H148V146H147ZM171 147H173V146H171ZM196 147H197V146H196ZM4 148H3V149H4ZM6 148H7V146H6ZM10 148H12V146H9V149H10ZM27 148H28V147H27ZM27 148H26V149H27ZM31 148H32V147H31ZM81 148H82V147H81ZM81 148H80V149H81ZM88 148H89V147H88ZM124 148H125V147H124ZM159 148H160V146H159ZM164 148H165V147H164ZM167 148H168V147H167ZM169 148H170V147H169ZM169 148H168V149H169ZM186 148H188V145L186 146ZM260 148H262V147H260ZM3 149L0 150L1 153H3ZM7 149H8V148H7ZM9 149H8V150H9ZM12 149H15L16 151H19V153H20V151H21L20 149H17V146H16V148L13 147ZM12 149H10V150H12ZM26 149H25V147H24L23 150H26ZM32 149H33V148H32ZM80 149H78V150H80ZM89 149H90V148H89ZM122 149H123V148H122ZM136 149H137V150H140V148H139V149L136 148ZM136 149H135V151H136ZM168 149H167V151H168ZM170 149H171V148H170ZM177 149H178V148H176V150H177ZM30 150H31V149H30ZM123 150H124V149H123ZM148 150H149V148H148ZM163 150H164V149H163ZM173 150H174V148H173ZM179 150H180V149H179ZM195 150H196V149H195ZM28 151H29V150H28ZM92 151H93V150H92ZM92 151L90 150V152H92ZM145 151H146V150H145ZM145 151H143V152H145ZM167 151H166V152H167ZM170 151H171V153H173L172 149L169 150L168 153H169ZM184 151H185V150H184ZM184 151H183V152H184ZM196 151H197V150H196ZM196 151H195V152H196ZM257 151H258V150H257ZM4 152L6 153V151H4ZM12 152H13V151H12ZM30 152H31V151H30ZM83 152H84V151H83ZM117 152H119V151H116V154H117ZM123 152H124V154H126V149H125ZM131 152H132V151H131ZM136 152H137V151H136ZM155 152H156V151H155ZM158 152H159V150H158ZM163 152H164V151H163ZM183 152H181V153L183 154ZM9 153L13 155V153H11V151H10ZM14 153H18V152H14ZM19 153H18L17 155L21 156ZM32 153H33V152H32ZM79 153H81V152H79ZM92 153H93V152H92ZM94 153L96 154V151H95ZM100 153H101V152H100ZM120 153H121V151H120ZM120 153H119V154H120ZM137 153H138V152H137ZM137 153H136L135 155H137V156L142 155V154H139V155H138ZM141 153H142V151H141ZM146 153H147V151L145 152V154H146ZM150 153H151V152H150ZM168 153H167V154H168ZM171 153H170V154H171ZM178 153H179V152H178ZM178 153L176 154V157H177ZM187 153H188V151H187ZM7 154H8V153H7ZM7 154H6V155H7ZM10 154H9V155H10ZM21 154H22V152H21ZM33 154H34V153H33ZM81 154H82V153H81ZM87 154H89V151H88ZM116 154L114 153L115 156H116ZM148 154H149V153H148ZM162 154H163V153H162ZM170 154H169V155H170ZM182 154H181V155H182ZM196 154H197V152H196ZM196 154H194V151H193L192 155H195V157H196ZM3 155H4V153H3ZM12 155H10V156L12 157ZM14 155H15V154H14ZM22 155H23V154H22ZM26 155H27V153H26ZM26 155H25V156H26ZM29 155H31V154H29ZM82 155H83V154H82ZM98 155H100V154L98 153ZM98 155H97V157H95L96 155H94L95 160H96V159L98 160V161L96 160V162H92V161L94 160V157H92L91 155H90L91 158L88 157L87 159H90V160H91V159L93 158V160H91L90 162L98 164L97 167L100 168V167H101V166H100V165H101L100 162H101L102 160H100V162H99V159H102V156H103V155L101 156V158H99ZM121 155H122V154H121ZM121 155H120V156H121ZM133 155H134V154H133ZM157 155H158V153H157ZM179 155H180V154H179ZM184 155L186 156L187 154L185 153ZM188 155H189V153H188ZM262 155H263V154H262ZM1 156H2V155H0V161H1ZM10 156H9V157H10ZM19 156H17V157H19ZM84 156H85V155H84ZM84 156H83V157H84ZM117 156H118V155H117ZM164 156H165V154H164ZM164 156L162 155V157H164ZM166 156H167V155H166ZM166 156H165V158L167 159ZM190 156H191V154L189 155V157H190ZM2 157H5V156H2ZM6 157L8 158V155H7ZM6 157H5V159H6ZM15 157H16V156H15ZM17 157H16V160H18V161H20V162H22V160L24 159V158H23V159H20V158H19V159H20V160H19ZM22 157H23V156H22ZM22 157H21V158H22ZM73 157H74V156H73ZM122 157H124V155L121 156V158H122ZM141 157H142V156H141ZM144 157H145V156H144ZM147 157L149 158L150 156H147ZM151 157H152V155H151ZM156 157H157V156H156ZM162 157L159 156L158 158L161 159ZM191 157L195 159V157H193V156H191ZM191 157H190V158H191ZM261 157H262V156H261ZM12 158H13V157H12ZM12 158H11V159H12ZM26 158H27V156L25 157V160H26ZM30 158H31V156H30L29 158H27V159L29 160ZM32 158H33V157H32ZM98 158H99V159H98ZM104 158H105V157L103 156V162H101V163H104ZM129 158H130V157H129ZM132 158H133V156H132ZM135 158H136V157H135ZM135 158H134V159H135ZM137 158H138V157H137ZM142 158H143V157H142ZM142 158H141V159H142ZM148 158H147V160H148ZM170 158H171V157H170ZM170 158H169V159H170ZM174 158H175V156H174ZM187 158H188V157H187ZM187 158H185V159L187 160ZM192 158H191V159H192ZM8 159H9V158H8ZM47 159H48V158H47ZM84 159H85V158H84ZM87 159H86L85 161L83 160L84 163L87 161ZM122 159H124V158H122ZM134 159H133V161H134ZM143 159H144V158H143ZM145 159H146V158H145ZM151 159H152V158H151ZM169 159H168V163L170 162ZM176 159H177V158H176ZM180 159H181V156H180ZM182 159H183V158H182ZM185 159H184V160H185ZM191 159H188V160H191ZM194 159H193V160H194ZM6 160H7V159H6ZM14 160H15V159H14ZM16 160H15V161H16ZM25 160H23L24 164H25V163L28 164V162H30V160H29V161L26 160V161H28V162H26ZM80 160H81V159H80ZM95 160H94V161H95ZM127 160H128V161H131L132 159L130 158V159H127ZM139 160H140V159H139ZM139 160H138V161H139ZM147 160H146V161H147ZM158 160H159V159H158ZM161 160H162V159H161ZM173 160H174V159H173ZM188 160H187V161H188ZM12 161H13V160H12ZM15 161H14V163L17 164L18 161H16V162H15ZM31 161H32V159H31ZM33 161H34V160H33ZM111 161H112V160H111ZM133 161H132V162H133ZM146 161H145V162H146ZM163 161H164V162H167V161H165V160H163ZM187 161H183V162H187ZM1 162L3 163V158H2V161H1ZM20 162H19V163H20ZM23 162H22V164H23ZM87 162H88V165H89V164H90L89 161H87ZM87 162H86V164H87ZM97 162H98V163H97ZM132 162H130V163H132ZM150 162H151V161H150ZM158 162H160V160H159ZM161 162H162V161H161ZM161 162H160V163H161ZM174 162H175V160H174ZM183 162H181V164H183ZM192 162H193V161H192ZM2 163H1V165H0V166H1L0 170L3 169V170H5V172H4L3 175L0 173V174L2 175V177H3V178H1V180H0V185L4 184L3 182H5V181H3V180H6V181L8 180V181L6 182V183H8V182L11 180V178H12V180H13V179H14V180L16 179V176H14L15 178L12 177V175H13V171H14V170H15V171H14V172H15L14 175H17L18 180H22L21 178L23 177L22 182L20 183V182L18 181L19 183H17V185H16L15 183H13L14 186H12V185L10 186V183L13 182V181L11 180V182H9V186H8V187H10V188H7V189H9V190H10L12 187H15V186H16V188L19 189L18 191L21 192L20 189H22V187H20V186H22V184L25 183V182H24V179H25V178H26V180H28V181H29L30 179H32V178H30V177H33L34 179H36V178H35V177L37 176L36 173H35V174H34V173H31V174L35 175V177L32 176V175L30 176L29 174H25L28 170H27V171L24 170L23 167H22V169H21L20 166H19L18 168H20L22 171L24 170L25 173L22 172V173H19V174H18V171H17L18 168H16L18 165H15L14 163H13V164H14V166H16V167H15L16 169H14V166H12L11 168H12L13 170H11V169L9 168V167H10V164L12 163L11 161H10V163L8 162V164H9L8 167H6V164L3 165ZM4 163H5V162H4ZM6 163H7V162H6ZM19 163H18V164H19ZM77 163H79V162H77ZM81 163H82V165H83L82 160H81ZM109 163H110V162H109ZM111 163H112V162H111ZM116 163H117V162H116ZM135 163H137V162L135 161ZM135 163H134V164H135ZM151 163H153V162H151ZM160 163H157V164H159L158 166L161 165ZM187 163H188V162H187ZM13 164H11V165H13ZM22 164H20V165H22ZM32 164H33V163H32ZM32 164L29 163V167H28L27 165H26V166H27L28 168H30V167H33ZM113 164H114V163H113ZM113 164H112V165H113ZM122 164H123V162H122ZM122 164H121V165H122ZM132 164H133V163H132ZM157 164H155L156 168H154L155 166L152 167V168H153V169H157V167H158ZM162 164H163V163H162ZM172 164H173V163H172ZM176 164H177V166H178V163H176ZM179 164H180V163H179ZM185 164H186V163H185ZM260 164H261V163H260ZM43 165H44V164H43ZM80 165H81V164H79L78 166L80 167ZM88 165H87V166H88ZM123 165H124V164H123ZM125 165H126V164H125ZM129 165H130V164H129ZM129 165L127 164L125 167H128ZM153 165H154V164H153ZM166 165H167V164H166ZM166 165H165V166H166ZM22 166H23V165H22ZM39 166H40V165H39ZM39 166H37V167L39 168ZM76 166H77V165H76ZM78 166H77V169H78ZM89 166H90V165H89ZM92 166H96V165H91V169H90L89 172H91V170H94V169H95V168L92 167ZM133 166H134V165H133ZM161 166H162V167H165V166H163V165H161ZM263 166H264V164H263ZM27 167H26V169H28ZM97 167H96V171H97V170H101V168H100V169H99V168L97 169ZM110 167H111V165H110ZM129 167H130V166H129ZM139 167H141V166L139 165ZM166 167H167V166H166ZM168 167H169V166H168ZM171 167H172V166H171ZM174 167H175V166H174ZM6 168H7V170H6ZM34 168H35V166H34ZM51 168H52V167H51ZM51 168H50V169H51ZM83 168H84V165H83ZM87 168H88V167H87ZM89 168H90V167H89ZM92 168H93V169H92ZM102 168H103V167H102ZM150 168H151V166H150V167L148 166V169H150ZM159 168H160V167H159ZM169 168H170V167H169ZM176 168H178V167H176ZM180 168H182V165L180 166ZM180 168H179V170H180ZM45 169H46V168H45ZM45 169H44V170H45ZM105 169H106V168H105ZM107 169H108V168H107ZM110 169H112V168H110ZM127 169H128V168H127ZM130 169H132V167H131ZM133 169H134V168H133ZM163 169H164V168H163ZM165 169H167V168H165ZM170 169H171V168H170ZM172 169H173V170H172V172H173V171L175 170V168H172ZM8 170H9V171H8ZM35 170H37V169L35 168ZM40 170H41V171H40ZM42 170H43L42 168L39 169L40 174H38V175H41V172L45 173V172L42 171ZM85 170H87V169L85 168ZM88 170H89V169H88ZM102 170H103V169H102ZM102 170H101V172L103 173ZM117 170H120V169L118 168ZM122 170H123V169H122ZM150 170H151V169H150ZM150 170L148 171V173L150 172ZM159 170L161 171V169H159ZM177 170H178V169H177ZM263 170H264V169H263ZM1 171H2V170H1ZM32 171H34V170H32ZM39 171L37 170V173H39ZM59 171H60V170H59ZM106 171H107V170H106ZM120 171H121V170H120ZM124 171L126 172L125 169H124ZM133 171H134V170H133ZM151 171H152V170H151ZM156 171H158V170H156ZM156 171H153V172H152V175H153V173L155 172V173H156V176H157V178H158V176H160V175H157V172H156ZM163 171H164V170H163ZM169 171H171V170H169ZM169 171H167V172L169 173ZM180 171H181V170H180ZM180 171H178V172H180ZM7 172L10 173L11 175L8 174ZM16 172H17V173H16ZM20 172H21V171H20ZM28 172H29V171H28ZM30 172H31V171H30ZM34 172H35V171H34ZM48 172H49V171H47L46 173H48ZM86 172H87V171H86ZM86 172H85V173H86ZM92 172H93V171H92ZM97 172H100V171H97ZM97 172H94V174L97 173ZM107 172H109V171H107ZM127 172L130 173V171H127ZM141 172H142V171H141ZM172 172L169 173V174H173ZM176 172H177V171H176ZM2 173H3V171H2ZM87 173H88V172H87ZM87 173L85 174V179H87V180L89 179V180H90V178H91V180H92L93 182L96 181L99 177L101 178V176H102L101 173H100L101 175H99V174L97 175V176H99V177H97L96 174L94 175V174H90V173H88V174H89V175H88ZM116 173H117V172H116ZM119 173H121V172H119ZM160 173H162V171H161ZM160 173H159V174H160ZM261 173H262V172H261ZM261 173H260V174H261ZM24 174H25V175H24ZM48 174L50 175V173H48ZM61 174H62V173H61ZM80 174H81V173H80ZM140 174H141V173H140ZM143 174H144V171H143ZM166 174H167V173H164V176H165ZM176 174H177V173H176ZM258 174H259V170H258ZM263 174H264V173H263ZM1 175H0V176H1ZM8 175H10V177H9ZM21 175H22V177H21ZM23 175H24V176H23ZM27 175H28L29 177H27ZM42 175H43V174H42ZM54 175H55V174H54ZM81 175H82V174H81ZM90 175H92V177H94V180L92 179V177L89 178ZM93 175H94V176H93ZM111 175H113V173H112ZM119 175H120V174H119ZM124 175L126 176V175H128V174H124V172H122V176H123V178H125ZM131 175H132V173L130 174V176H126V177H129L128 180H130ZM148 175H149V174H148ZM150 175H151V174H150ZM161 175H162V174H161ZM173 175H174V174H173ZM6 176H7V177H6ZM44 176H45V175H44ZM52 176H53V175H52ZM87 176H88V178H87ZM141 176H142V175H141ZM141 176H140V178L143 177V176H142V177H141ZM154 176H155V175H154ZM154 176H153V179L156 180V176H155V178H154ZM164 176H163V180H164V178H166V177H164ZM168 176H169V177H168ZM168 176H167V177H168V179H169L171 176H170V175H168ZM4 177H5V178H4ZM19 177H20V179H19ZM38 177H39V176H38ZM40 177H42V176H40ZM47 177H48V175H47ZM49 177L51 178V176H49ZM81 177H82V176H81ZM95 177H97V179H95ZM106 177H107V176H106ZM114 177H115V176H114ZM132 177H133V176H132ZM137 177H138V176L136 175V178H137ZM259 177H260V176H259ZM263 177H264V175H263ZM7 178H8V179H7ZM27 178H28V179H27ZM118 178H121V177H118ZM118 178H117V179H118ZM144 178H145V177H144ZM159 178H161V176H160ZM159 178L156 180L157 182H158V181H159V182H158V183L155 182V183H157L158 185H159L160 182L163 181V180H160ZM254 178H255V177H254ZM261 178H262V175H261ZM2 179H3V180H2ZM9 179H10V180H9ZM39 179L41 180V182H39ZM39 179H38V180L36 179L37 181H35V182H36V185H37V183L39 182V183H38V186H39V187H41L40 185H42V184L45 185L46 183L50 182V180H47L48 182L42 183V182H44V181L42 180V178H39ZM43 179H44V178H43ZM45 179H47V178H45ZM45 179H44V180H45ZM56 179H57V178H56ZM74 179H77V175H76V178H75V176H74ZM78 179H80V178L78 177ZM78 179H77V180H78ZM114 179H116V177H115ZM131 179H133V181H135L134 178H131ZM146 179H147V178H146ZM168 179L166 178V180H168ZM257 179H258V178H257ZM259 179H260V178H259ZM259 179H258V180H259ZM26 180H25V181H26ZM52 180H53V179H52ZM61 180H62V179H61ZM63 180H64V179H63ZM77 180H75V181L77 182ZM80 180H82V179H80ZM87 180H86V181H87ZM91 180H90V181H91ZM107 180H108V179L106 178V183H107ZM118 180H119V179H118ZM120 180H121V179H120ZM1 181H2V182H1ZM32 181H34V180H32ZM32 181H31V180L29 181V183L32 185V187H31V185H28V184H27L28 182L26 183V185H28L27 187H30L29 190H31V188H33V186H34V185H33L34 183H33ZM45 181H46V180H45ZM59 181H60V180H59ZM59 181H58L57 183H59L58 185L61 184V186H63V185L66 183V182H65V183L63 182L64 184L62 185V182L60 183ZM82 181H83V184H84V180H82ZM82 181H81V182H82ZM92 181H91V182H92ZM98 181H99V179H98ZM111 181L113 182V179H111ZM121 181L125 183L124 179L121 180ZM121 181H120V182H121ZM133 181H132V182H133ZM141 181H143V180H141ZM145 181H146V180H145ZM152 181H154V180H152ZM152 181H150V182L152 183ZM254 181H255V180H254ZM31 182H32L33 184H32ZM53 182H55V181H53ZM69 182H70V181H69ZM69 182H68V183H69ZM72 182H73V181H72ZM72 182H70V183H72ZM76 182H74V183H75V186H76V184H77L78 182L81 183L80 181H78L77 183H76ZM88 182H89V181H88ZM96 182H97V181H96ZM114 182H115V181H114ZM114 182H113V183H114ZM116 182H117V181H116ZM120 182H119V183H120ZM122 182H121V183H122ZM132 182H130V183H132ZM258 182H259V184L261 183L260 181H258ZM258 182H257V183H258ZM41 183H42V184H41ZM70 183H69V184H70ZM74 183L70 184V186H68V187H72L71 185H74ZM108 183H109V182H108ZM108 183H107V184H108ZM113 183H112V184H113ZM134 183H135V182H134ZM134 183H133V184H134ZM140 183H141V182H140ZM144 183H146V182H144ZM147 183H148V180H147ZM151 183H149V184H151ZM155 183H154V184H155ZM165 183H166V182H165ZM254 183H255V182H254ZM18 184H19V185L21 184V185H20L19 187H17ZM39 184H40V185H39ZM49 184H50V183H49ZM51 184H52V183H51ZM89 184L91 185V183H89ZM92 184H93V183H92ZM125 184H127V182H126ZM133 184H132V185H133ZM137 184H138V183H137V181H136V184H135V185H137ZM152 184H153V183H152ZM162 184L164 185V181L162 182ZM162 184H161V185H162ZM259 184H258V185H259ZM261 184H262V183H261ZM6 185H8V184H5L4 186L6 187ZM36 185H35V187H36ZM58 185L56 184L57 187H61V186H58ZM79 185L82 186V184H79ZM86 185H87V183H86ZM90 185H89V186H90ZM127 185H128V187H129L130 184H127ZM143 185H144V184H143ZM146 185H147V184H146ZM165 185H166V184H165ZM165 185H164V186H165ZM262 185H263V184H262ZM4 186H3V187H4ZM38 186H37V187H38ZM45 186L48 187V185H45ZM50 186H51V185H50ZM53 186H54V183L52 184V186H51V190H49V191L52 192V190H53L52 193H53V195H54V193H56V192H54V189H55V188L52 189ZM92 186H94V185H92ZM107 186H109V184H108ZM123 186L125 187L126 185H123ZM130 186H131V185H130ZM138 186H139V185H138ZM140 186H141V185H140ZM140 186H139V187H140ZM147 186H148V185H147ZM154 186H156V185H154ZM229 186H230V189H231L232 193L235 194V193H234V187H233V181H232V179L230 180ZM259 186H260V185H259ZM259 186H257V187H259ZM263 186H264V185H263ZM263 186H262V187H263ZM1 187H2V186H0V188H1ZM35 187H34V189L37 190V187H36V188H35ZM43 187H44V186H43ZM43 187H41L40 189H41V190L45 189V187H44V188H43ZM82 187H83V186H82ZM82 187H81V188H82ZM85 187H86V186H85V184H84V188H85ZM87 187H88V186H87ZM119 187H120V186H119ZM124 187H123V188H124ZM131 187H132V186H131ZM131 187H130L129 189L132 190ZM135 187H136V186H135ZM156 187H157V186H156ZM156 187H155V188H156ZM159 187H160V186H158L157 188H159ZM254 187H256V186H254ZM24 188H26L25 184H24ZM42 188H43V189H42ZM49 188H50V187H49ZM84 188H83V191H85ZM108 188H109V187H108ZM141 188H142V187H141ZM143 188H144V187H143ZM152 188H153V187H152ZM152 188L149 187V189H150L151 191H152ZM157 188H156V189H157ZM161 188H162V187H161ZM259 188L261 189V192H262V188H261V187H259ZM1 189H2V191H1ZM1 189H0V193L3 192V188H1ZM5 189H6V188H4V192L2 193V195H0V196H2V197H5V200H6L7 197H10V196H11V193H9L10 196H8V194H7V196L4 195L5 193H7V192H12V193H14V194H12V196H13V195L15 196V195H16V192L18 193V191L15 192V191L12 190V189H11L12 191H9V190L7 191V190H5ZM26 189H27V193H29V192H28V188H26ZM34 189H33V190H34ZM47 189H48V188H47ZM47 189H46V190H47ZM72 189H73V188H72ZM129 189H128V190H129ZM253 189H254V188H253ZM55 190H56V189H55ZM57 190H58V189H57ZM73 190H74V189H73ZM86 190H87V189H86ZM91 190H92V189H91ZM94 190H95V191L97 190L96 187L94 188ZM98 190H99V189H98ZM123 190H124V189H123ZM133 190H134V188H133ZM138 190H140V192L142 191L141 189H138ZM147 190H148V187H147ZM147 190H146V191H147ZM5 191H6V192H5ZM22 191H26V190L24 189V190H22ZM31 191H32V190H31ZM39 191H40V190H39ZM125 191H127V190H124V191H122V192H125ZM136 191H137V190H136ZM257 191L260 193L259 190H257ZM33 192H34V191H33ZM40 192H41V191H40ZM46 192H47V191H46ZM46 192H44L45 195H44V194H41V195H44V196H46V198H47V194H46ZM57 192H59V193H57V194L62 193V191L60 192L59 190H58ZM64 192H65V191H64ZM64 192H63V193H64ZM78 192H79V191H78ZM85 192H86V193H85V195H86V194H87V191H85ZM122 192H121V193H122ZM130 192H132V191H130ZM147 192H149V190H148ZM152 192H153V191H152ZM154 192H155V190H154ZM251 192H253V191H251ZM22 193H23V192H21V194H22ZM25 193H26V192H25ZM36 193H37V192H36ZM52 193H50V194H52ZM67 193H68V191H67ZM73 193H74V192H73ZM127 193H128V195H130V194H129V191H127ZM132 193H133V192H132ZM155 193L158 194V192H155ZM155 193H154V194H155ZM254 193L256 194V192H254ZM18 194H20V193H18ZM21 194H20V195H21ZM33 194H34V193H33ZM48 194H49V193H48ZM133 194H134V193H133ZM136 194H138V193L136 192ZM149 194L151 195V192H150ZM252 194H253V193H251L250 196H251ZM255 194H254V196H251L252 198L254 197L253 199H252V198H251V200L249 199L250 202H252V200H256V199L258 198V197H257V198L255 199ZM260 194H261V193H260ZM20 195H16V196H18L17 199L23 201V198H24V197H22L23 195H21L22 199H20V198H21ZM25 195H26V194H25ZM28 195H30V193L27 194L26 197H28ZM85 195H84V196H85ZM120 195H121V194H120ZM131 195H132V194H131ZM131 195H130V196H131ZM134 195H135V194H134ZM140 195H141V193H140ZM257 195H258V194H257ZM12 196H11V197H12ZM16 196H15V198H16ZM39 196H40V195H39ZM44 196H43V197H44ZM48 196H50V195H48ZM55 196H57V195H55ZM55 196H54V197H55ZM61 196L63 197V195H61ZM96 196H97V195H96ZM123 196H126V194L124 195V193H123ZM138 196H139V195H138ZM138 196H136V197H138ZM262 196H264V191H263V195H262ZM19 197H20V198H19ZM29 197L34 198V197H36V194H35L33 197H32V196H29ZM41 197H42V196H41ZM93 197H95V196H92V198H93ZM139 197H140V196H139ZM142 197H143V196H142ZM13 198H14V197H13ZM31 198H30V199H31ZM39 198H40V197H39ZM51 198H52V197H51ZM51 198H50V199H51ZM56 198H57V197H56ZM63 198H64V197H63ZM117 198H118V197H117ZM127 198H128V196H127ZM127 198H126V199H127ZM140 198H141V197H140ZM140 198H137V199H140ZM154 198L156 199V195H154ZM260 198H261V197H260ZM260 198H258L257 200H259ZM3 199H4V198H3ZM3 199H2V200H3ZM9 199H11V200H9L10 202L13 201L14 203H18V202L20 203L19 200H18V202H17V200L14 199V200L16 201V202H15L14 200H12V198H9ZM42 199H43V198H42ZM42 199H41V200H42ZM59 199H60V198H59ZM59 199H56V200H59ZM65 199H66V198H65ZM93 199H94V198H93ZM134 199H135V198H134ZM5 200H4V201H5ZM34 200H35V199H34ZM44 200H45V197H44ZM63 200H64V199H63ZM66 200H67V199H66ZM128 200H130V199H128ZM131 200H133V196L131 197ZM131 200H130V201H131ZM143 200H146V198L143 199ZM260 200L262 201V199H260ZM260 200H259V201H260ZM9 201H7V202L10 203ZM24 201H25V200H24ZM47 201H48V200H47ZM60 201H61V200H60ZM113 201L115 202V200H113ZM130 201H128L129 204H130ZM139 201H140V200H139ZM139 201H138V203L140 204ZM147 201H148V199H147ZM259 201H256V202L258 203ZM1 202H2V201H1ZM38 202H39V201H38ZM42 202H43V200H42ZM42 202H41V203H42ZM89 202L92 203V201H89ZM89 202H88L87 204L90 205ZM114 202H111V203H114ZM142 202H144V201H142ZM142 202H141V203H142ZM148 202H149V201H148ZM250 202H249V203H250ZM254 202H255V201H254ZM254 202H253V204L255 205ZM263 202H264V201H263ZM8 203H6V205H8ZM23 203H24V202H23ZM63 203H64V201H63ZM124 203L127 204L126 201H125ZM138 203H137V204H138ZM146 203H147V202H146ZM146 203L144 202V204H146ZM261 203H262V202H261ZM26 204H27V203H26ZM33 204H36V203H33ZM39 204H40V203H39ZM42 204H43V203H42ZM100 204H101V203H100ZM129 204H128V205H129ZM204 204H206V203H204ZM30 205H31V204H30ZM40 205H41V204H40ZM115 205H116V204H115ZM256 205H257V204H256ZM260 205H262V204H260ZM100 206H101V205H100ZM103 206H104V205H103ZM116 206H117V205H116ZM136 206H137V205H136ZM145 206H146V205H145ZM258 206H259V205H258ZM34 207H36V205H35ZM59 207H60V206H59ZM1 208H2V207H1ZM1 208H0V209H1ZM4 208H5V207H4ZM25 208H26V207H25ZM102 208H103V207H102ZM105 208L107 209L108 207L105 206ZM148 208H149V206H148ZM151 208L153 209V207L150 206V209H151ZM251 208H252L251 210H254L253 206H252ZM261 208H263V207H261ZM41 209H42V208H41ZM61 209L64 210V208H61ZM61 209L59 208L60 211H61ZM65 209H66V207H65ZM68 209H70V206L68 207ZM118 209H119V206H118ZM118 209H115V211L118 210ZM121 209H122V207H121ZM185 209L188 210V208H185ZM185 209H184V210H185ZM26 210L28 211L27 208H26ZM26 210L24 209V211H26ZM34 210H35V209H34ZM42 210H43V209H42ZM90 210H92V211L90 212L91 214H92V212L94 213V212L96 211L95 209H90ZM103 210H104V209H103ZM113 210H114V209H113ZM189 210H190V209H189ZM189 210H188V211H189ZM192 210H193V209H192ZM262 210H263V209H262ZM29 211H30V210H29ZM35 211H36V210H35ZM37 211H38V209H37ZM37 211H36V213H37ZM40 211H41V210H40ZM40 211H39V212H40ZM70 211H71V209H70ZM73 211H74V210L72 209L71 214L73 213ZM79 211H80V209H79ZM82 211H83V210H81V212H82ZM121 211H122V210H121ZM121 211L119 210V211H117L118 213H117V212H116V213H117L118 215H121V214H122V213L120 214ZM126 211H127V210H126ZM47 212H50V211L47 210ZM65 212H68V211H65V210H64V213H65ZM87 212H88V211H87ZM87 212H86V213H87ZM145 212H146V211H145ZM149 212H150V211H149ZM152 212H153V211H152ZM186 212H187V211H186ZM211 212H212V211H211ZM249 212H250V211H249ZM32 213H33V212H32ZM52 213H53V212H52ZM59 213H61V212H59ZM68 213H69V214H68ZM68 213H67L66 215H69V216H70V212H68ZM79 213H80V212H78V214H79ZM100 213H101V211H100ZM124 213H126V212H124ZM146 213H147V212H146ZM181 213H182L181 215L183 216V213H185V212L183 211V212H181ZM190 213H191V212H190ZM215 213H216V216H217V212H215ZM78 214H77V216H78ZM80 214H81V213H80ZM83 214H84V213H83ZM87 214H88V216H89V218H90L91 215H90L89 213H87ZM87 214H86L85 216H83L84 220H88V219H89V218H88V219H85V217L87 216ZM94 214H96V213H94ZM101 214H102V213H101ZM130 214H131V213H130ZM134 214L136 215V213H134ZM156 214H157V212H156ZM179 214H180V213H179ZM179 214H178V215H179ZM206 214H207V212H206ZM206 214H205V216H206ZM208 214H209V213H208ZM212 214H213V213H212ZM64 215H65V214H64ZM96 215H97V214H96ZM96 215H94V216H96ZM109 215H110V214H109ZM142 215H143V214H142ZM147 215H148V214H147ZM154 215H155V214H154ZM159 215H160V214H159ZM161 215H162V214H161ZM176 215H177V214H176ZM176 215H173V217H176ZM178 215H177V216H178ZM181 215H179L178 217H180ZM188 215L190 216L189 213H188ZM194 215H195V214H194ZM210 215H211V214H210ZM213 215H215V214H213ZM88 216H87V217H88ZM100 216H101V215H100ZM111 216H112V215H110V217H111ZM124 216H125V214H124ZM124 216H123V218H125ZM131 216H132V214H131ZM131 216H130V217H131ZM136 216H137V215H136ZM136 216H134V217L136 218ZM184 216H185V214H184ZM184 216H183V217H184ZM201 216H204V215H201ZM205 216H204V217H205ZM254 216H255V215H254ZM78 217H80V215H79ZM87 217H86V218H87ZM112 217H113V216H112ZM112 217H111V218H112ZM119 217H120V216H119ZM126 217H127V216H126ZM138 217H140V215H139ZM138 217H137V219H138ZM142 217H144V216H142ZM142 217H141V219L143 220L144 218H142ZM157 217H158V214H157ZM157 217H156V218H157ZM161 217H162V216H161ZM164 217L166 218L165 215H164ZM164 217H162V219H163ZM170 217H171V219H172V214L168 217V220L170 219ZM186 217H187V216H186ZM193 217H194V216H193ZM212 217H213V216L211 215L210 218H212ZM217 217H219V216H217ZM92 218L94 219V217H92ZM98 218H99V217H98ZM104 218H105V217H104ZM107 218H108V216H106V218L104 219V222H105V223H106L105 220H106ZM184 218H185V217H184ZM187 218H188V217H187ZM208 218H209V217H208ZM210 218H209V219H210ZM213 218H215V216H214ZM221 218H222V217L220 216V220L217 219V221H218V220L221 221ZM69 219H70V218H69ZM114 219H115V218H114ZM166 219H167V218H166ZM179 219H181V218H179ZM74 220H75V219H74ZM74 220H73V221L70 220V221H72V224H73V225H74V223H75V221H76V220H75V221H74ZM79 220H80V219H79ZM97 220H98V219H97ZM108 220H109V221H112L113 219L110 220V218H109ZM118 220H119V219H118ZM134 220H135V219H134ZM142 220H140V221H142ZM160 220H161V218H160ZM164 220H165V219H164ZM172 220L174 221V219H172ZM172 220H169L170 224H172V223H171V222H173ZM175 220H176V218H175ZM182 220H183V219H181V221H182ZM187 220H188V219H187ZM223 220H224V219H223ZM223 220H222V222L225 221V220H224V221H223ZM88 221L94 223L92 219H91V221H90V220H88ZM88 221H87V222H88ZM98 221H99V222H96V224H97V223L100 224V222L103 221V220H101V218H99ZM109 221H107V222L109 223ZM119 221H120V220H119ZM119 221H118V222H119ZM129 221L131 222L130 218H129ZM161 221H162V220H161ZM161 221H160V222H161ZM178 221H179V220H178ZM178 221H177V222H178ZM209 221H210V220H209ZM214 221H215V220L212 219V221L209 222V223H211V226H212L213 223H215ZM217 221H216L217 226H216V224H214V225L216 226V228L218 227V225H220V223L218 224ZM73 222H74V223H73ZM76 222H77V221H76ZM84 222H86V221H84ZM104 222H103V223H104ZM113 222H114V220H113L111 223H109V224L113 225L112 228L116 226V225L112 224ZM126 222H128L127 219H126ZM151 222H152V221H151ZM174 222H175V221H174ZM177 222H175V223L177 224ZM48 223H49V222H48ZM81 223H82V221L80 220L81 229H82V228H85V227H83V225H82ZM108 223H107V224H108ZM114 223H115V222H114ZM137 223H138V222H137ZM137 223H136V224H137ZM165 223H166V222H165ZM165 223H164V224H165ZM183 223H184V222H183ZM185 223H186V222H185ZM46 224H47V223H46ZM88 224H89V223H86L87 227H88ZM117 224H118V223H117ZM128 224H132V223H129V222H128ZM134 224H135V223H134ZM139 224H140V222L138 223V225H139ZM147 224H148V222H147L145 225H147ZM164 224H162V225H164ZM180 224H181V223H180ZM52 225L54 226V224H52ZM56 225H57V224H55V226H56ZM78 225H79V223H78ZM93 225L95 226V223H94ZM93 225H92V228L94 227ZM101 225H102V224H101ZM150 225H151V224H150ZM177 225H178V224H177ZM182 225H183V224H182ZM31 226H32V225L29 224V227H28V228H29V229H32V228H34L36 225H33L34 227L30 228ZM38 226H42V227H43V224H41V225H37V227H38ZM44 226H46L45 223H44ZM47 226H48V225H47ZM74 226H75V225H74ZM104 226H105V225H104ZM117 226H118V225H117ZM171 226L173 227V225H171ZM175 226H176V225H175ZM175 226H174V229H175ZM203 226H204V225H203ZM211 226H210V227L208 226V227H209V228H212ZM25 227H27V226H25ZM25 227H24V228H25ZM42 227H39L38 229L41 230V229H43V228H46V227H43V228H42ZM48 227H49V226H48ZM57 227L61 228L59 225L56 226V228H57ZM64 227H65V226H62V228H63L62 230H64ZM75 227H76V226H75ZM75 227H74V228H75ZM108 227H110V226H107L106 228H108ZM142 227H143V226H142ZM145 227H146V226H145ZM145 227H144V228H145ZM148 227H150V226H148ZM168 227H170V225H168ZM172 227H170V228H172ZM176 227H177V226H176ZM179 227H180V226H179ZM179 227H178V228H179ZM193 227H194V226H193ZM213 227H214V226H213ZM52 228H53V227H52ZM88 228H91V227H88ZM92 228H91V230H92ZM95 228H99V227H98V226H97V227H94L93 230H94ZM104 228H105V227H103L102 230H104ZM106 228H105V231H106ZM128 228L130 229V226H129ZM128 228H126V229H128ZM131 228H132V227H131ZM140 228H141V227H140ZM140 228L138 227L139 230H141ZM161 228H162V226H161ZM170 228H168V229H170ZM26 229H27V228H25L24 231H26ZM29 229H27V231H29ZM34 229H35V228H34ZM34 229H33V232H34ZM38 229H36L37 232H38ZM46 229H47V228H46ZM46 229H44V231H45ZM50 229H51V227H49V228L47 229V230H49V231H47V230H46V231H47L48 233L51 232V233L53 234V232H52L53 229H51V231H50ZM65 229H66V227H65ZM85 229H86V228H85ZM110 229H111V228H110ZM133 229H134V227H133ZM135 229H136V228H135ZM135 229H134L133 231H135ZM142 229H143V228H142ZM147 229H148V228H147ZM152 229H153V228H152ZM163 229H164V228H163ZM163 229H162V230H163ZM213 229H214V228H213ZM217 229H219V227H218ZM66 230H68V228H67ZM82 230L84 231V229H82ZM86 230H87V229H86ZM88 230H89V229H88ZM93 230H92V231H93ZM97 230H98V229H96V231L94 230L95 235L99 234V233H98L99 231L97 232ZM99 230H100V229H99ZM108 230H109V229H108ZM108 230H107V231H108ZM111 230H114V229H111ZM111 230L109 231L110 233L107 232L106 235H104L105 233L102 235V236H107V235H108L109 238L106 237V239H104V237L102 238L101 236H100V237H101V238H100L99 235H98V236L93 235V237H95V238L97 237V238H96L97 240H98V239H99V240H100V239H101V240L103 239V241H101V242L98 241V244L101 243V244H100V247H101V246L103 247V243H104L107 239H110V237L112 236L113 232H111ZM139 230H138V231H139ZM150 230H151V229H150ZM162 230H161V233H160L159 231H157L158 233H156V234H155V233L152 234V232H151V236L149 235V232H150V231L147 230V231H148V232H147V233H148V236L146 235V236H147L146 239H148V237H149V239L152 238V240H153V239H156V238H159V237L164 238L165 235H166V237H170V236H171V235H170V231H169V233L167 232V231H168L167 228L165 229L166 231L164 230V232H163ZM170 230H171V229H170ZM214 230H215V229H214ZM41 231H42V233L39 231L40 234H42L43 236H45V233H46V235L48 236V238L50 237V235H48L46 231H45L44 234H43V230H41ZM71 231H73V230H71ZM71 231H67V232H71ZM77 231H78V230H77ZM77 231H76V233H77ZM80 231H81V230L79 229L78 232H80ZM83 231H82V232H83ZM92 231H89V233L91 234ZM114 231H115V230H114ZM133 231H132V232H133ZM154 231H155V230H154ZM171 231H172V230H171ZM173 231H174V230H173ZM192 231H193V230H192ZM195 231H196V230H195ZM202 231H203V230H202ZM39 232L37 233L38 238H39V237H42V241H43V240H44V241L42 242V241L39 239V240L41 241V243H40V241H39L38 244L45 243V240L47 241V243H49V242H48V238H47V236H46L47 239H46L45 237L43 238V236H40ZM55 232H56V230H55ZM59 232H60V230H59ZM64 232H65V231H64ZM116 232L120 233L119 230H116ZM116 232H114L115 235H116ZM135 232H136V231H135ZM162 232H163V234H162ZM165 232H167L168 235H167V234L164 235ZM174 232H176V231H174ZM186 232H188V231L186 230ZM218 232H219V231H218ZM18 233H19V232H18ZM26 233H27V232H26ZM51 233H50V234H51ZM60 233H62V232H60ZM60 233H59V234H60ZM83 233H84V232H83ZM83 233H82V234H83ZM87 233H88V232H87ZM102 233H103V232H102ZM111 233H112V234H111ZM118 233H117V234H118ZM125 233H126V232H125ZM137 233H138V232H137ZM139 233H141V232H139ZM139 233H138V235H139ZM143 233H144V234H141V235H139V236L142 237V236L144 235L143 237L145 238V234H147V233H146L145 231H143ZM159 233L161 234L160 236H159ZM179 233H180V232H178V233L176 232V234H175V233H174V234L171 233V234H173V235H177V234H179ZM181 233H182V232H181ZM181 233H180V234H181ZM24 234H25V232H24ZM29 234H30V233H29ZM29 234H26V236H29ZM35 234H36V233H35ZM59 234H58V237H57V234L54 235V236L57 237V243H56V241H54V240L56 239V237H54L55 239H53V240L51 239V241H54V242L51 243V241H50L49 244H52V245H53V244H55V243H56V244H60L61 242H63V241H61V242L59 243L58 239L60 238V239L62 240V235H63V234H62V235L59 237ZM71 234H72V232H71ZM80 234H81V233H80ZM90 234H89V236H88V235H86V233H84V235H86V237L88 236L87 240L89 239V237H90V240L93 239V237L91 238L92 235L90 236ZM114 234H113V235H114ZM133 234H134V232H133ZM133 234H132V238L134 237ZM154 234H155L156 236H155ZM203 234H204V233H203ZM207 234H208V233H207ZM207 234H204V236L207 235ZM210 234H211V233H210ZM258 234H259V232L254 228V226L249 227V228H248V232H247V237H246V239H245V243H247V247L251 248L252 250H255V251H256V250H259V249H260L261 251H263V250H264V245L261 246V248H260V247L253 246V243H255V242H254V241H255V238H257V235H258ZM37 235H36L35 237H37ZM67 235L70 236L69 234H67ZM84 235H83V236H84ZM110 235H111V236H110ZM130 235H131V234H130ZM162 235H163L164 237H162ZM173 235H172V236H173ZM51 236H53V235H51ZM116 236H118V235H116ZM153 236H154V237H153ZM157 236H158V237H157ZM217 236H219V235H217ZM29 237H30V236H29ZM64 237H66V238H65L66 240L64 239V240H65V245H67V244H66V241L69 240L68 238L71 239V242H72L73 240H75V238L73 239L74 236H73V237L70 236V237H68V238H67V236H64ZM98 237H99V238H98ZM113 237H114V236H113ZM135 237L137 238L136 235H135ZM141 237H140V238H141ZM143 237H142V239H144ZM150 237H151V238H150ZM202 237H203V236H202ZM15 238H16V236H15ZM30 238H31V237H30ZM95 238H94V239H95ZM161 238H160V239H161ZM173 238H174V237H173ZM13 239H14V238H13ZM33 239H34V237L32 238V240H33ZM67 239H68V240H67ZM72 239H73V240H72ZM78 239H79V238H78ZM81 239H82V238H81ZM114 239H115V237L112 238V241H114ZM119 239H120V238H119ZM137 239H138V238H137ZM160 239H159V240H160ZM30 240H31V239H30ZM90 240H89V242L91 243ZM104 240H105V241H104ZM256 240L258 241V239H256ZM35 241L38 242L37 239L34 240V242H35ZM107 241H108V240H107ZM107 241H106V243H108L109 241H110L111 243H113L111 240H109L108 242H107ZM135 241H136V240H135ZM30 242H31V241H30ZM68 242H70V241H68ZM80 242H81V241H80ZM82 242H84V241L82 240ZM93 242H94V240H93ZM110 242H109V243H110ZM137 242H138V241H137ZM139 242H140V241H139ZM7 243H8V242H7ZM19 243H21V242H19ZM47 243H46L45 247L47 246ZM63 243H64V242H63ZM73 243H74V242H73ZM86 243H87V242H86ZM86 243H85V245H87ZM95 243H96V242H95ZM95 243H91V244H92V247L95 248V250L97 249V250L99 251L100 248H99V246H97L98 244L95 245ZM106 243H104V244H106ZM109 243H108V244H109ZM31 244H32V242H31ZM56 244H55L54 246H56ZM69 244L73 245L72 243H69ZM74 244H75V243H74ZM77 244H78V243H77ZM80 244H81V243H80ZM88 244H89V243H88ZM91 244H90V245H91ZM6 245H7V244H6ZM62 245H63V244H62ZM65 245L62 246V247L65 248ZM71 245H67L69 249H70ZM81 245H82V244H81ZM90 245H89V246H86V247L89 248V249H92V247H91ZM94 245H95L96 247H95ZM110 245H111V244H110ZM11 246H12V245H11ZM11 246H10V247H11ZM42 246H43V248H44V245H42ZM69 246H70V247H69ZM4 247H5V246H4ZM49 247H50V246H49ZM59 247H61V245H60ZM102 247H101V248H102ZM104 247H105V246H104ZM53 248H54V247H53ZM53 248L50 247V249H48L47 252H50L51 250H54ZM55 248L57 249L58 247H55ZM72 248H75V247L72 246V247H71V250H72ZM81 248H82V247H81ZM81 248H80V249H81ZM83 248H85V247L83 246ZM83 248H82V250H83ZM8 249H9V248H8ZM46 249H47V248H46ZM78 249H79V248H78ZM166 249H167V248H166ZM49 250H50V251H49ZM66 250H67V249H66ZM73 250H74V249H73ZM167 250H169V249H167ZM260 250H259V251H260ZM5 251H6V250H5ZM8 251H9V250H8ZM74 251H75V250H74ZM74 251H72V252L69 251V252L74 253ZM0 252H1V251H0ZM10 252H11V251H10ZM15 252H16V251H15ZM51 252H52V251H51ZM53 252H55V251H53ZM60 252H61V251H60ZM67 252H68V251H67ZM69 252H68V253H69ZM13 254H14V253H13ZM11 255H12V254H11ZM11 255H10V256H11ZM24 255H25V254H24ZM27 255H29V254H27ZM33 255H34V254H32L31 256H33ZM56 255H57V254H56ZM56 255H55V256H56ZM0 256H1V255H0ZM22 256H23V255H22ZM22 256H21V257H22ZM4 257H5V256H4ZM25 257H28V256H25ZM25 257L23 256V258H25ZM263 257H264V256H263ZM7 258H8V257H7ZM1 259H2V258H1ZM21 259H22V258H21ZM26 260H27V259H26ZM2 261H3V260H2ZM5 261H6V260H5ZM21 261H22V260H21ZM36 261H37V263H38V260H36ZM39 261H40V260H39ZM23 263H24V262H23ZM39 263H40V262H39ZM183 263H185V262H183ZM1 264H2V263H1ZM17 264H18V263H17ZM21 264H22V263H21ZM24 264H25V263H24ZM35 264H36V263H35Z\"/></svg>", "mask_w": 264, "mask_h": 264}, {"label": "crops", "instance_id": "3", "mask_svg": "<svg viewBox=\"0 0 264 264\" xmlns=\"http://www.w3.org/2000/svg\"><path fill=\"white\" fill-rule=\"evenodd\" d=\"M241 104L236 110L233 111L231 117L235 120L232 122L234 125H244L245 127H248V121L243 120L244 118L252 117L254 116V112L257 111L258 108H264V95H254V94H245L240 100ZM248 102L254 103V104H247ZM253 109V110H252ZM237 119V120H236ZM262 147V148H260ZM207 156L208 158H214L217 156V159L222 160H228L231 159L232 156L236 157V162H238V172H240L239 181L238 177L232 178V181L234 183V193L235 195L232 196V198L237 201V197L241 199L243 196V188L241 186V183L244 181L243 176L241 173L246 172V168L253 164H255L260 159L264 158V138L261 140H255L251 143V147L248 149V144L246 140L236 139V141H228L223 140L219 143H216L214 145H210L207 147ZM219 150L218 153H214L213 151ZM258 150V151H257ZM263 154V155H262ZM262 156V157H261ZM263 161V160H262ZM237 176V175H236ZM183 183L180 179H175L169 186H166L162 189L159 195V201L160 205L158 208L159 213H167L168 210H172L176 212V209L178 210L180 208L181 198L183 196V193L181 191V188L183 187ZM190 186V185H189ZM194 186L191 184V191H189L190 195L189 197L197 199L199 195L197 193H194ZM115 193L114 191H110V189L107 187L106 190H104V198L105 202H111L113 196ZM231 194V193H230ZM117 195V194H116ZM218 196L215 195H209V194H202L199 198L206 197L209 202V198H216ZM226 196V195H225ZM199 203V202H198ZM213 205L212 209L215 210L218 213H229L233 212L232 210H236L238 207H231L227 205H220L216 204ZM210 203L208 208L210 207ZM241 208V207H239ZM197 209L196 213H200L201 211L207 209L200 208L199 205L195 208ZM137 236V238L135 237ZM134 237L132 238V235H130L128 238H123L120 243L123 242V244H119L122 246L121 248L116 249L117 256H126L127 260L125 258H121V261L128 262V260L132 261V264H191L189 261H194L198 256H194L191 259H185L183 255L180 254H168L167 253V240H158V239H142L141 236L138 234H134ZM141 237V238H140ZM258 237V236H257ZM258 238H255V243H253V246H256L255 244L258 242L260 246L264 245V241H258L256 240ZM136 240V241H135ZM138 241V242H137ZM140 241V242H139ZM185 262V263H183Z\"/></svg>", "mask_w": 264, "mask_h": 264}]
</instances>
